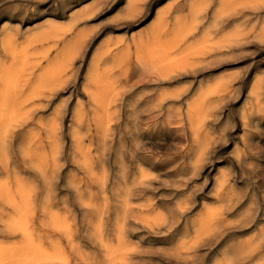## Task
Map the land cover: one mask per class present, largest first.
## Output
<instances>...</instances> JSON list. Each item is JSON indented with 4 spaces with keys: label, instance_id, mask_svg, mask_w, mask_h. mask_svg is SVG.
<instances>
[{
    "label": "rangeland",
    "instance_id": "1",
    "mask_svg": "<svg viewBox=\"0 0 264 264\" xmlns=\"http://www.w3.org/2000/svg\"><path fill=\"white\" fill-rule=\"evenodd\" d=\"M132 1L133 0H126V4L125 3L122 4L119 7V10L117 11L116 7H117L118 0H81V1L80 0H0V55H2V56H0V62H3V63H0V66L3 64L2 69H1V73L4 72L2 74L0 73V84H2V85H0L1 86L0 87V90H1L0 103H2V102L7 103V106H6L7 108H6V110L4 112V116H3L4 119H6L5 121H7V119L8 120L11 119L14 121V122H12L10 120L11 123H9V121H7L8 124L5 122L7 125V127L5 126V133L6 132H8V133H6V135H5V133L2 134L4 136H3V138L0 139V160H1L0 164L3 166L2 167L0 165V186L3 187V188L0 187L3 189L2 192L0 191V194L2 193L0 195V209H1L0 210V217H1L0 218V221H1L0 224L2 223V225L0 226V231H2V233L0 232V238L2 239V240L0 239V244L2 241L5 244V246H4V244H3V246H2V244L0 245V246H2V247H0V253L2 255V256L0 255V264H11V262H12V264H23V263L34 264V262L36 264H40L41 263L40 261H42L43 264H45V262H47L46 264H51L50 262H52V264H61V263L63 264L64 262H65L64 264H68V261H69V264H105V263L108 264V263H111L110 261H112L111 264H114L115 262H116L115 264H121V261H124V262H122L123 264H125L126 261L130 262L128 264H215V263L216 264H227V263L228 264H264V256H263L264 255V240H263L264 237L262 236L264 234V200H263L264 199V108H263L264 107V102H263L264 101V86H263L264 83H263V85L260 84V82H264L263 81V79H264V64H263L264 63V41H263L264 40V38H263L264 37V32H263L264 29L262 31L263 33L261 32L262 24L264 26V15H263L264 14V2H263L264 0H258L260 3L258 1H255V0H249V1L248 0H242V1L241 0H232V1L229 0V1H227L228 3H225V5H223L225 7L223 9L227 13L225 12L226 14H224L223 20H221L220 23L217 24L216 27H214L215 13H216V10L222 8V6H220L221 0H211L210 5H209L207 11L205 12V14L200 16L199 19L197 18V20L199 22L197 20L195 22L194 16L191 15L192 10H190L191 9L190 8L191 7L190 6L191 5L190 0H140L138 2V4L136 5L137 7L133 5ZM142 1H146V2L143 3ZM243 1H245V2H243ZM238 2H239V4H237V6H236L235 3H238ZM91 3H93V4H91ZM136 3H137V1H136ZM168 3H170L171 5ZM88 4H90V5H88ZM229 4H231L230 6L232 9L230 8ZM232 4L233 5L235 4L234 5L235 8H234V6H232ZM242 4H245V5H242ZM84 5H86L87 7H85ZM91 5H93V7L95 6V9ZM132 6H133V8H132ZM138 6L141 9L138 8ZM166 6H168V7H166ZM218 6H220V7L218 8ZM88 7H89V10L87 9ZM226 7H227V10L230 8L232 11L230 9L227 11ZM48 8H49V10H48ZM82 8H84V9H82ZM91 8L94 11H92ZM99 8H101V9H99ZM162 8H163V11H162ZM164 8H165V11H164ZM167 8H169V9H167ZM233 8L236 11H234ZM136 10H137V12H138V10H140L139 14H137ZM141 10H143V11H141ZM167 10H169V11H167ZM213 10H214V12H213ZM82 11H84V12L82 13ZM87 11L88 12L90 11L89 14ZM120 11H122V12H120ZM161 12L167 13L168 16H167V14L164 15ZM117 13H119V14H117ZM133 13L136 17L133 15ZM71 14H73L72 15V17L74 16L73 18H71ZM255 14H257V15H255ZM76 15L78 16V19L74 20L77 18ZM123 15L124 16L126 15L125 17H127V18L125 19V17ZM178 15H179V18L177 17ZM234 15H236V16H234ZM239 15H240V17H239ZM30 16H31V18H30ZM157 16L159 19L157 18ZM190 16L192 17V19ZM247 16H249V17H247ZM111 17H113V18H111ZM130 17L131 18L133 17L132 20ZM121 18H123L124 20ZM80 19H81V21H80ZM173 19H174V21H173ZM211 19H212V21H211ZM242 19H244L245 21ZM24 20H25V22H24ZM107 20L110 23L111 22L112 23L111 24L108 23ZM117 20H119V21H117ZM166 20H167V22H166ZM190 20L193 24H190L191 23ZM157 21L159 23H157ZM162 21H164V22H162ZM178 21H179V23H178ZM183 21H185V24ZM241 21H243V22H241ZM102 22H104V24H101ZM176 22L178 23V25L176 24ZM180 22H181V24H180ZM255 22H256V24H255ZM48 23H49V25H48ZM76 23H77V25H76ZM173 23H175L176 26ZM161 24H162V26H161ZM212 24H213V26H212ZM253 24H255V26ZM7 25H9V27H7ZM54 25H55V28H54ZM180 25H181V27H180ZM186 25H187V28L192 27L193 28L192 31H191V28L186 30L185 29ZM188 25H191V26H188ZM195 25H198V26L195 27ZM18 26H19V28H18ZM58 26H60V27H58ZM98 26H99V29H97ZM157 26L158 27L160 26V28L158 29ZM167 26L169 29L167 28ZM237 26H238V28L240 27V31H238V32H237V30H239V29L237 28ZM154 27H156V29H155L156 31L154 30ZM161 27H164V28H161ZM177 27L178 28L180 27V30ZM235 27H236V30H235ZM250 27H252V28H250ZM61 28H62V31L60 30ZM173 28H175V29H173ZM67 29L68 30L70 29V31H68ZM86 29H89V30L87 31ZM90 29H92V30H90ZM194 29H195V31H194ZM37 30H41V33ZM48 30L49 31L51 30V31L49 32ZM57 30L59 31V33ZM175 30H176V32H174V34H172L171 32L175 31ZM183 30L189 31L191 33H189V32L186 33ZM231 30H232V32L234 31L233 33H234V35L236 34L235 36L238 35L240 38L237 36V39H236V37L231 33ZM245 30H246V32H245ZM55 31H56V33H55ZM85 31H87V33L89 34L88 37H87ZM177 31H179V32H177ZM180 31H183L185 34H183V32H182V35H183L182 36L180 34L181 33ZM204 31H208L206 33L207 35H205ZM226 31H227V34H225ZM11 32H12V34H11ZM38 32L40 34H42V33H44V35L46 34L45 35L46 37H44L45 39L43 38V36L40 37ZM90 32H91V34H90ZM102 32H103V34H102ZM164 32H166V33H164ZM228 32H230V33H228ZM240 32H241L242 36H241ZM244 32L246 35L243 36ZM162 33H164L166 35V37H168L167 35L170 34L168 38L165 37L166 41L168 40L167 43H165L166 41L165 42L161 41L162 40L161 38H164V36H165L164 34L162 35ZM192 33H194V34H192ZM237 33H239V34H237ZM257 33H258V35L255 36ZM131 34H133V35H131ZM146 34H147V36H146ZM153 34L155 36H153ZM176 34L177 35L179 34L178 36H181V38L179 37V39H176L178 37V36H176ZM202 34H204V35L202 36ZM230 34L235 37V38H233L235 40L232 39ZM10 35H12V37ZM150 35H151V37H154L155 40H154V38H151ZM159 35H160V37H158V38H160V40L157 38V36H159ZM161 35H162V37H161ZM171 35H172V37H171ZM212 35H214V36H212ZM224 35H225V37H224ZM227 35H229L230 37L229 36L227 37ZM9 36H10V38H8ZM34 36H35V38H34ZM140 36H141V38H140ZM173 36H176V37H173ZM36 37H37V39H36ZM218 37H220L221 40L223 38L225 39L226 37L230 38L231 40L230 39L229 40L234 42V43H231L232 45L230 43H227L228 42L227 38L225 39L224 42H222L221 40H219ZM28 38H29V41H27ZM122 38H124V39H122ZM156 38H157V40H156ZM165 38H164V40H165ZM203 38H205L204 40L206 42L203 40ZM257 38L259 41L257 40ZM34 39H35V43H34ZM55 39H57V40H55ZM141 39L145 42L142 43L143 41H141ZM151 39H153L155 43H153V41ZM201 39L205 43H203V41H201ZM216 39H218L222 44H226L225 45L226 48L224 47V45L221 44L226 50H223V47H221L219 45L216 46V44L219 43V41H217ZM251 39H252V42L250 41ZM254 39H256V41ZM6 40H7V42H6ZM111 40H113V42ZM117 40L119 43L117 42ZM158 40H159V42L156 43ZM236 40L238 43L241 41H243L244 43L241 42L242 45L237 44V42L235 43ZM245 40H246V43H245ZM114 41H115V44H114ZM149 41H152L151 50L155 51L156 53L151 52L150 48L146 47V46L151 47L150 46L151 42H149ZM180 41H182V42H180ZM212 41L213 42L217 41V42L213 43ZM31 42H32V44H31ZM122 42H123V44H121ZM160 42L163 45L159 44ZM190 42H192V45H189ZM198 42L199 43L202 42V44H200V46H199ZM69 43H71V44H69ZM74 44H76V45H74ZM106 44L107 45L109 44V46H107ZM136 44H137V46H135ZM138 44H140V45L138 46ZM204 44H205V48H204ZM227 44H229L230 46ZM28 45H30V46H28ZM31 45H32V47H31ZM63 45H65V46L63 47ZM141 45L142 46L144 45V47H142L143 49L140 47ZM164 45H166L167 47L169 45V47L168 48L164 47ZM187 45H189L188 47H189V49H191L190 51H189V49H187L188 48ZM195 45L197 46V48L199 50H197ZM209 45H210V48H209ZM235 45L236 46L238 45V46L236 47ZM10 46H11V48H10ZM102 46L104 49L102 48ZM153 46H155V47H153ZM157 46H159V47H157ZM171 46H175V47H172L171 49H169ZM191 46H194V47H191ZM47 47H50L51 50L50 49L48 50ZM71 47H73V49ZM75 47H76V49H75ZM211 47L213 48L211 50L212 52L209 51V49H211ZM217 47H220V49ZM13 48H14V50H13ZM62 48H64V49H62ZM101 48L105 54L103 52L102 53L100 52ZM158 48H160V49H158ZM165 48H166V50H165ZM221 48H222V51H220ZM41 49L45 52H43ZM69 49H70V51H69ZM185 49H187L190 53L195 50L196 51V52L194 51L195 55L193 52L190 54L187 50L186 51H187L188 55H186L187 53H186ZM215 49H218V50H215ZM46 50H48V51H46ZM105 50L107 53L105 52ZM161 50H163L164 53ZM168 50L171 54L168 52ZM183 50L185 51L186 54L184 53ZM146 51L150 52V53H146ZM199 51L203 52L204 54H202ZM31 52H34V53L31 54ZM36 52L38 54H36ZM46 52H48V53H46ZM197 52L199 54H196ZM240 52H241V55H240ZM27 53H28V56H27ZM42 53H43V55H42ZM44 53L48 54V56L44 55ZM96 53L102 54V57L104 55L105 56H104V58H101V56H98L99 54L97 55ZM157 53H159L160 55H163V56H160ZM166 53H169V54H166ZM34 54L36 55L35 57H33ZM121 54L123 57L121 56ZM138 54H141V56ZM153 54H154V56H153ZM179 54H182L184 57L186 55V61H185V58H183V56H181V55L179 56ZM229 54H230V56H229ZM233 54H234V56H233ZM56 55H57V57H56ZM62 55L65 58H63V57L61 58ZM115 55L117 56V58L115 57ZM119 55H120V58H119ZM126 55H128V57ZM168 55H170V56H168ZM176 55H177V57H176ZM197 55H198V57H197ZM220 55L223 59L220 57ZM223 55H225L226 57L228 56V58H226ZM143 56H144V58H142ZM32 57H33V59H32ZM125 57H126V59H125ZM139 57L142 59H140ZM160 57H161V60L164 61L163 63L166 66H164L163 64L162 65L159 64V62L161 61L159 59ZM163 57H165V59ZM170 57H172L171 59H173V57L175 59L177 58L178 60L177 59L172 60L175 62L179 61V60L181 61V59H184L183 60L184 62L182 61V63H184L185 66L183 67V64L181 63L182 64V67H181L180 61L176 63V66H177L176 68L174 65H172V66L169 65V64L174 63V62L170 61L171 60ZM180 57H182V58H180ZM194 57H195V59H194ZM212 57H213V59L210 60V58H212ZM214 57H216L217 59H215ZM224 57H225V59H224ZM24 58H25V60H24ZM60 58H61V61L59 60ZM91 58L94 59L93 64H92ZM95 58H97V59H95ZM155 58L157 61H159L158 63L155 61ZM190 58H191V60H190ZM238 58H240V59H238ZM26 59H28V60H26ZM73 59H74V61H73ZM118 59H119V61H118ZM144 59L147 62H144L143 61ZM167 59H170V60L166 61ZM192 59H194V60H192ZM56 60H58V61H56ZM70 60L73 61V63H71ZM96 60H99V61H96ZM124 60H125V62H124ZM149 60L154 64H151V62L149 63ZM209 60L211 62H209ZM220 60H222L221 63H220ZM67 61H70V62L68 63ZM162 61L160 63H162ZM188 61H189V63H188ZM192 61H194V62H192ZM65 62H67L68 65ZM113 62H115V63L117 62V64H115ZM155 62L159 65H157V64L155 65ZM191 62L193 63V65L191 64ZM186 63H188V64H186ZM60 64H62V65H60ZM186 65H188V66L186 67ZM104 66H105V68L106 67L107 68L106 69L103 68ZM168 66L173 68L172 70H174V71L168 72V70H171L170 67H168ZM190 66H191V68H190ZM62 67L63 68L66 67V68L62 69ZM96 67H97V69L95 70ZM160 67H161V69H162V67L168 68L167 69L168 73L166 74L165 68L163 70H161ZM254 67H256V68H254ZM60 68H61V70H60ZM181 68H182V71H181ZM14 69H16V70H14ZM110 69H111V71H110ZM112 69H114V70H112ZM143 69H145V72ZM178 69H179V71H177ZM80 70H81V72H80ZM140 70H141V72H140ZM211 70H213V71H211ZM101 71H104L105 73L101 72ZM157 71H158V73H157ZM164 71H165V75L163 74ZM235 71L238 75L236 73H234ZM111 72H112V74H111ZM98 73H102V75L106 74L105 75L106 78L104 76H102L101 74H98ZM140 73H141V75H140ZM155 73H157V74L155 75ZM171 73H173V74H171ZM196 73L198 76L196 75ZM213 73H215V74H213ZM232 73H234V74H232ZM3 74L6 75L5 78H4ZM163 75L164 76L169 75L168 76L169 78L167 77V79H166ZM172 75L174 76V78ZM229 75H230V77L233 76L234 79H233V77H231L232 79L227 78L228 81L224 82V80H227L226 77H229ZM260 75H261V78H260ZM47 76H49V77L47 78ZM65 76H66L67 80H66ZM146 76H147V78L145 79ZM257 76H259L258 77L259 79L257 78ZM96 77L97 78L100 77V78L97 79ZM108 77L110 80L108 79ZM111 77H112V80H111ZM26 78H28V79H26ZM99 79L102 82V84L100 81L98 82ZM102 79H104V82H105L104 85H103ZM139 79H141V80H139ZM56 80H58V81H56ZM89 80H92V81L89 82ZM96 80H97V82H96ZM137 80L140 81L141 83L138 82ZM159 80H160V82H159ZM4 81H5V83H4ZM8 81H9V83H8ZM106 81H108V82H106ZM254 81L259 82V83H256ZM60 82H62L61 83L62 85L60 84ZM228 82H229V84H228ZM63 83H64V86H63ZM117 83H119L120 85L119 84L116 85ZM131 83H132V85H131ZM191 83H193V84H191ZM206 83H208V84L206 85ZM252 83H254V84H252ZM40 84H41V86H40ZM184 84H186L188 87ZM209 84H210V88H211L210 90H209ZM224 84L227 85V86L225 85L227 88H225ZM258 84H260V85H258ZM36 85H39L37 88L40 87L39 89H37V91H36ZM59 85H61V86H59ZM115 85H116V87H115ZM198 85H199V87H198ZM12 86L14 88H12ZM104 86H106L105 90L103 89ZM113 86L115 89L112 88L113 91H111L112 90L111 87H113ZM142 86H144V87H142ZM215 86H216V88H215ZM218 86H220V87L218 88ZM8 87L10 90H12V89L15 90V91L12 90L13 93L15 92L14 94L12 93L13 96H15V98L12 97V95H10L11 93H8V92H10V90L7 89ZM19 87H21V89H19ZM250 87L251 88L253 87V88L251 89ZM4 88L6 90V93L4 91ZM34 88H35V90H34ZM97 88H99V89H97ZM178 88L180 91L179 94H178ZM213 88H215L214 90L216 93L222 92L224 94L221 93L218 95V93L217 94L214 93V90H212ZM228 88H230V89H228ZM255 88H257V89L255 90ZM94 89H96V92ZM171 89H173V90H171ZM258 89H259V91H258ZM2 90L4 91L3 95H1ZM98 90H100L99 94H102V95H98ZM145 90H146L147 94L144 92ZM164 90H166V91H164ZM207 90L209 92H207ZM216 90H218V91H216ZM33 91H34V93L35 92L36 93L33 95H30L33 93ZM148 91H150V92H148ZM181 91H182V93H181ZM211 91L213 94L211 93ZM261 91H263V92H261ZM20 92H21V94H20ZM26 92H27V94H26ZM204 92H205V98L203 97ZM86 93H88L90 95H88ZM93 93H96V94H93ZM166 93H167V96H166ZM186 93H188V95ZM257 93H261L260 94L261 96L260 95L258 96ZM28 94H29V96H26ZM117 94H119V95H117ZM120 94H121V96H120ZM138 94H140V95H138ZM171 94L173 96H171ZM177 94L179 96H177ZM210 94H211V96L208 97V99H207V96H209ZM225 94H227V95H225ZM21 95H25V96H21ZM39 95H40V97H39ZM44 95H46V96L50 95V96H48L46 98V96H44ZM87 95H88V97H87ZM107 95H109V97ZM141 95H143V96L141 97ZM149 95H151V96H149ZM157 95H158V97L159 96L160 97L159 98L156 97ZM181 95L184 97H182ZM7 96H8V98H6ZM105 96H106V98H105ZM114 96H116V97L114 98ZM24 97H26V99ZM27 97H30V98H27ZM65 97H66V100H65ZM92 97H94V98L96 97L97 99L95 98L96 99L95 100ZM221 97H223L226 100V102H224V99ZM260 97H261V99H259ZM62 98H64V99H62ZM2 99L6 100V101H4ZM100 99L101 100L103 99V100L101 101ZM115 99H116V101H113ZM201 99L202 100L204 99V100L202 101ZM206 99H207V101H206ZM215 99L218 101V106L215 105V104H217V101ZM8 100H10V102ZM92 100H95V101H92ZM104 100H107V101L104 102ZM132 100H133V104H132ZM137 100H139V103ZM154 100L156 102L158 100V102L154 103L155 102ZM13 101L14 102L16 101V102L14 103ZM22 101H23V103H21ZM82 101H83L84 105H83ZM117 101H118V103H117ZM135 101H136V103H135ZM191 101H192V103H190ZM249 101H251V103ZM12 102H13V104H12ZM60 102H62V103H60ZM88 102L90 103V106H89ZM206 102H208V106H207ZM219 102H220V104H219ZM94 103H96V104H94ZM152 103L154 105L156 104L157 108L154 107V105H152ZM198 103H199V105H198ZM202 103H203V106L201 105ZM222 103H224V104L221 105ZM253 103H254V105H252ZM39 104H43V105L41 106ZM57 104H59V105H57ZM61 104L63 107L61 106ZM196 104H197V106L195 108H198V106L201 105L199 108L203 107V110L201 109V111H200V109H197L198 112H196L197 110H195V108H193L194 111L192 113L190 111H188V110H191L190 107H192V106L194 107ZM10 105H11V108L13 107L14 109L13 108L11 109ZM80 105H81V108H80ZM95 105L97 106V108L96 107L94 108ZM104 105H105V109H103ZM136 105H138V106H136ZM168 105H170L169 106L170 109H168ZM205 105H206V107H205ZM210 105H211V107H210ZM231 105H233V106H231ZM18 106H19V108H18ZM39 106H41V108ZM53 106H54V110L56 111V113L53 110ZM60 106L62 107V109ZM76 106H79V107H76ZM82 106L84 107V109ZM109 106H111L112 108H110ZM254 106H255V108H254ZM31 107H33V108H31ZM208 107L210 109L212 108V110L209 111ZM217 107L219 109H217ZM17 108L21 111L17 110ZM134 108H135V111H137V112L134 111ZM140 108H141V110H140ZM178 108H180V109H178ZM262 108H263V110H262ZM74 109H76V110H74ZM97 109L98 110L100 109L99 112L94 113V112L98 111ZM116 109H117V111H116ZM174 109H177V110H174ZM250 109H252V111ZM257 109L259 111H256ZM7 110H9V114H8ZM103 110H104V112H102ZM114 110L116 112H114ZM158 110L160 111V113L158 112ZM243 110H245V111H243ZM10 111L13 114L18 112V113H20L21 116H22V114H24V116H27V114H28L29 116L27 117V119L26 118L23 119L24 116H22L23 117L22 118L18 113H16L15 115L16 116L18 115V117H16L15 115H13V116H15V117H13L12 113H10ZM105 111H106V113H105ZM140 111H141V113H140ZM175 111H177V112L175 113ZM74 112L76 113V115ZM112 112H114V113H112ZM127 112H129V113H127ZM200 112H202V113H200ZM6 113H7V115H5ZM99 113H101L103 116L100 115ZM131 113H132V115H131ZM169 114L171 115V118H170ZM187 114L188 115L190 114L189 117H191V119L189 117H187L188 116ZM52 115H54V116H52ZM93 115H95V116H93ZM138 115H140V117H141V115H143L144 117L142 116L141 118H139V117L136 118ZM195 115H197L196 117L198 120L196 119ZM7 116H9V117L7 118ZM74 116H76V117H74ZM80 116H81V118L82 117L83 118L81 119ZM108 116L109 117L112 116L113 118L108 119L107 118ZM93 117H97V119L95 118V120L94 119L92 120ZM101 117H103V118L101 119ZM146 117H147V119H146ZM177 117L178 118L180 117V118L178 119ZM192 117H194V120ZM201 117H203L204 119L207 117L208 118L205 120L202 119L203 120L202 121ZM17 118H19V119H17ZM84 118H85V120H84ZM165 118H167V119H165ZM168 118L172 119V120H169ZM174 118H176V119H174ZM16 119H17V121H16ZM45 119H47V120H45ZM76 119H77V122H76ZM128 119H130V120H128ZM18 120H19V122H18ZM23 120H25V121H23ZM51 120H52V122H51ZM87 120H89V121H87ZM107 120H109V121L112 120L111 121L112 123H110L108 121V124H107ZM188 120L189 121L193 120L194 122L193 121L189 122ZM195 120L198 121V123ZM243 120H244V122H243ZM53 121L56 124H52ZM79 121L80 122L82 121V122L80 123ZM95 121L97 122V124L93 123ZM182 121H183V124H182ZM15 122H18L20 126H18V124L16 123L17 124V127H16ZM98 122H99V124H98ZM148 123H150V124H148ZM190 123L193 124V130L191 128L192 124H190ZM242 123H244L245 125ZM76 124H78V125H76ZM87 124L89 125V127ZM168 124L171 126H169ZM194 124L195 125L200 124L201 126L197 125L198 127H196ZM254 124H256V125H254ZM70 125H72V126H70ZM98 125L99 126L105 125L104 126L105 130L103 128V130L101 131L103 126L98 127ZM179 125H180V128H179ZM107 126L109 129H107ZM126 126H128L127 128H129L131 126L130 130L127 129ZM194 126H195V128H194ZM242 126H243V128H242ZM51 128L54 129L52 132L50 131ZM198 128H200V129H198ZM7 130H9V131L11 130V131L9 132ZM77 130H79V131H77ZM223 130L226 132H223ZM104 131H105V133H107V131H109V132L105 135V133L104 134L102 133ZM126 131H127V133L128 132L129 133L127 134ZM193 131H197L198 136L196 135L197 132H193ZM74 132H76V133H74ZM243 132L246 136L244 134H242ZM46 133L50 134L51 136L53 135L51 133H54L55 135H53V136H55L56 138L52 136L53 139L50 140L51 139L50 135H47ZM78 134L79 135L85 134V135L80 136L83 138V139H81L78 136ZM102 134L104 135L103 137H102ZM193 134L195 135V137L196 136L197 137L195 138ZM59 135H60V137H59ZM210 137L214 138V139H210ZM74 138H76V142H75ZM207 138H208V143H206ZM31 139H32V141H34L36 139L34 141L35 144L32 141L29 142V140H31ZM133 139L135 140L134 141L135 143L133 142ZM50 141H51V143H50ZM54 141H56V142H54ZM217 141H219V142H217ZM77 142L81 143V144H79L81 146H78ZM139 142H140V144H139ZM137 143L139 144V146H137ZM65 144H66V146H65ZM206 144H209V145H206ZM27 145H29V146H27ZM87 145H89V146H87ZM210 145H211V147H210ZM23 146L25 147V149H23ZM207 146H209V147L207 148ZM79 147H81L82 151H80L81 149ZM103 147L106 149H104ZM115 147H118V150ZM21 148H22V151L24 153L21 151ZM201 148H203L204 151L201 150ZM75 149H77V150H75ZM102 149H104V150H102ZM236 149L239 151H237ZM26 150H28V151H26ZM200 150H201V153H200ZM34 151H36V152H34ZM28 152L29 153L32 152L31 156H29L30 154H27ZM73 152H75V153H73ZM198 152H199V156H201V157H199L197 155ZM239 152H240V154H239ZM202 153L205 155H202ZM234 153H237L239 155L236 156L237 154H234ZM2 154H4V155L8 154V155H6L7 157H5V156L3 157ZM75 154L77 155V157L74 156ZM120 154H121V157H120ZM93 155H95V156H93ZM86 156L88 158V161H87V158H85ZM202 156H204V158H202ZM2 157H3V159L7 158L6 163H5V160L2 159ZM28 157L30 159H28ZM195 157H197V158L195 159ZM236 157H239L240 159L239 158L236 159ZM53 158H55V159L52 160ZM76 158H77V160H76ZM121 158H122V160H121ZM198 158H200L201 160L203 159V160L201 161ZM238 159H239V161H238ZM2 160L4 161V165H3ZM92 160H93L94 165L93 164L91 165ZM78 161H79V164H78ZM90 161H91V163H90ZM103 161H104V163H103ZM119 161L122 163L124 162L123 163L124 165L121 164ZM199 161H201L202 164ZM117 162H119V163H117ZM190 162L192 163V165L193 164L194 165L192 166ZM40 163H41V165H40ZM138 164H140V165L138 166ZM248 164H249V166H248ZM39 165H40V167H39ZM46 166H48V169ZM82 166H84V167L82 168ZM121 166L125 167V168L122 167V171H121ZM52 167H56V168H52ZM140 167H141L142 171H141ZM153 167H157V168H153ZM5 168H7V169L5 170ZM100 168H102V169L100 170ZM194 168H196V170ZM93 169H95L97 171H95ZM221 169H223L224 171L226 169L227 172L226 171L225 172L227 175H225V172ZM82 170H84V171H82ZM145 170H146V172H148L147 174H146V172H144ZM101 171H103L102 174H101ZM124 171H125V174H124ZM195 171H197V172H195ZM14 172L17 173V176L19 178V181L17 180L18 182L16 181V178H15L16 174ZM138 172H140L141 175ZM142 172H143V174H142ZM53 173H55L54 176H53ZM91 173L93 175H91ZM99 173L101 175H99ZM105 173H106L107 177H105L106 176ZM144 173L146 175L149 174V178L146 177V175H145L146 178H144L143 177ZM150 173H152V175L155 174L154 178H151L153 176H151ZM195 173H197V174H195ZM220 173H221V175H220ZM114 174L116 176H114ZM135 174H137V175H135ZM223 174H224V176H227V177H225L226 179L223 178L224 177V176H222ZM139 175L141 176L140 178H139ZM160 175H161V177H160ZM80 176H81V178H80ZM89 176H92V177L90 178ZM218 176L219 177L221 176L222 179L221 178L218 179L217 178ZM101 177L102 178L105 177V178L100 180ZM136 177H138L139 180H138V178L135 179ZM215 177H216V179H215ZM47 178L50 180H52V179L53 180L51 182H49ZM109 178H110V180H109ZM141 178H144L146 180H144V179L142 180ZM44 179H46V181ZM217 179L219 182L217 181ZM8 180H9V182H8ZM67 180L70 181V184L67 183L68 182ZM126 180L127 181L129 180V181L127 182ZM221 180H223V181H221ZM97 181L101 184V186L103 185L102 188H101L100 184H97L98 183ZM106 181H107V183H106V185H104V183ZM134 181L135 182L137 181V185L135 184ZM143 182H144V184H142ZM15 183L17 185H15ZM32 183H33V185H32ZM47 183L52 184V185H48ZM72 183H73V185H72L73 188L71 186ZM220 183H222V184H220ZM140 184L144 185V186L142 187ZM183 184H185V185H183ZM7 185H9L10 188ZM28 185H30L29 188H28ZM77 185H78V188H77ZM128 185H129V188H128ZM49 186H50V188H49ZM121 186H122V188H121ZM74 187H76V188H74ZM119 187H120V189H119ZM167 187H169V188H167ZM7 188H8V190H7ZM27 188H28V190H27ZM76 189L77 190L79 189V190L77 191ZM88 189L90 191H92V193ZM126 189H127V192L129 191L128 194H126L127 193L125 191ZM132 189H134V190H132ZM9 190H10V194L8 192ZM11 190L13 191V196H12ZM21 190H23V191H21ZM31 190L33 192L34 191L35 192L34 193L32 192L30 194ZM3 191H5V193H3ZM113 191H115L117 193H115ZM118 191L120 192L119 194H118ZM111 192H113V193H111ZM143 192H144V194H143ZM189 192H191V193H189ZM88 193H90V194H88ZM188 193H189V195H188ZM22 194L25 196H22ZM3 195H4V198H3ZM91 195H93V196H91ZM102 195H104V196H102ZM87 196H89V197H87ZM127 196L129 199L127 198ZM132 196H134V197H132ZM231 196H234V197L230 198ZM6 197H8V199ZM22 197L23 198L26 197V199L25 198L22 199ZM79 197H80V199H79ZM106 197H107V199H106ZM215 197H216V199H215ZM82 198H84V199H82ZM19 199H21V200H19ZM103 199H104V201H103ZM5 200H7V201L9 200V201L7 202ZM23 200H25V201H23ZM30 200L31 201L34 200V201H32L33 203ZM49 200H50V202H49ZM84 200H85V202H84ZM125 200L126 201L128 200V201L125 202ZM243 200H244V202H243ZM4 201L7 202V205ZM19 201L21 202V204H19L20 203ZM107 201H109V202H107ZM27 202H28V205L26 206ZM90 202H92L93 204H91ZM112 202H114V203H112ZM122 202H123V206H121ZM13 203H15V207H14V205L12 207ZM81 203L84 206L89 204V206L83 207V205ZM95 203L97 206H98V203L100 204L99 205L100 207L98 206L100 209L96 205H95V208H93L94 207L93 205ZM104 203L106 204L107 208L105 207ZM132 203H134L133 205H135V206H133ZM135 203H137L138 206ZM180 203L182 206L180 205ZM222 203H224V204H222ZM22 204H25V207ZM202 204L203 205L205 204V205L203 206ZM126 205H127V208H126ZM18 206L19 207L23 206V210L22 209L19 210L20 208ZM114 206L116 208L118 207L117 210H116V208H114ZM144 206H145V208H144ZM65 207H67V208H65ZM81 207H83V208H81ZM217 207H218V210H220V211H222L223 209L224 210L220 213L219 211L216 210ZM219 207H221V209ZM222 207H223V209H222ZM96 208H98L99 211H101V210L102 211L99 212V211H97ZM182 208H184V209H182ZM5 209L7 212L3 211ZM121 209H122V211H121ZM124 209L126 211L128 209L127 213H126V211L123 212ZM177 209H178V211H176ZM14 210L17 214H15ZM179 210H181V211H179ZM248 210H250V211H248ZM19 211H21L20 214H18ZM30 211H33V213L35 215ZM48 211L51 213L52 216L49 214ZM161 211L163 212V215L161 214ZM156 212L160 213L161 217L159 215H154V213L156 214ZM121 213L123 214L122 216L120 215ZM218 213H220V214H218ZM8 214H10L12 216V218ZM24 214H26V215L28 214L29 216L25 215V217H24ZM64 214H65V216H64ZM73 214H74V216H73ZM142 214H144V215H142ZM145 214L147 215L146 219L149 216H151V218L149 217V219H147V220H149L148 222L144 218ZM152 214L155 217L157 216L160 219L162 218L161 222H160L159 218L155 219V217H153ZM216 214H218V215H216ZM100 215H102L103 217H100ZM164 215H165V220L167 219L166 221L164 220ZM215 216H217V217H215ZM15 217H16V219H15ZM17 217H19L20 219H18ZM52 217H54L55 219ZM58 217H59V219H58ZM121 217L122 218L126 217L127 219L126 218L122 219ZM205 217H209V218L206 219ZM7 218H8V221H7L8 224H10L14 221L13 224H15L17 222L15 224L16 226L11 224L14 227H12V226L8 227V224L5 221V219L7 220ZM23 218H25L24 219L25 222L21 221V220H23ZM28 218L30 219V222H29V223H31L30 226H29V223L26 224V222H28V220H29ZM61 218L63 219L62 221H61ZM75 218H76V221H75ZM98 218L100 220H98ZM204 218L208 224L204 220L203 221L205 223L202 222V219H204ZM212 218H214V219H212ZM11 219L13 221H11ZM101 219H102V221H101ZM158 219H159V221H156ZM54 220L57 222V224ZM89 220H90V222H88ZM115 220H117V221H115ZM140 220H142V221H140ZM199 220H201V221H199ZM236 220L239 222H237ZM20 221H21V223H20ZM49 221L51 223L54 222L55 227H53L54 226L53 224L48 225ZM68 221H71V224H70L71 227L70 228L68 227V226H70L69 225L70 222H68ZM99 221L102 222L99 224L102 227H100L98 224L96 225V223H99ZM112 221H114V222H112ZM164 221H165V223H163ZM45 222L47 223V225ZM116 222L117 223L120 222V224L118 225ZM158 222L160 223L159 225H158ZM199 222H201V223H199ZM212 222H213V224H212ZM61 223H63V225H61ZM140 223L142 224V226ZM155 223L159 227H157V225H155L156 226L155 227L154 226ZM203 223H204V226L206 225L205 226L206 229L203 228L204 230L200 229V226L201 225L203 226ZM236 223H240V224L236 225ZM5 224H7V226H5ZM121 224L123 227L122 226L120 227ZM91 225H95V227L96 226L97 227L95 228L94 226H91ZM127 225H128V227H127ZM148 225H149V227H148ZM26 226H27V228H26ZM34 226H35V228H33ZM115 226H117V228ZM202 226H201V228H202ZM18 227H20L21 229H19ZM60 227H62V228H60ZM198 227H199V229H198ZM5 228H6L5 232L7 234L4 232ZM13 228L15 230L18 229L17 233H15V230ZM29 228L32 229L33 232ZM94 228H95V231H92V229L94 230ZM208 228H209V230L206 231ZM210 228H212L211 230L214 232H212L210 230ZM22 229H25V231H23ZM60 229H63V231L66 230V232L65 233L61 232L62 230H60ZM89 229L91 230L92 233L88 232V231H90ZM101 229L103 230V232H101L102 231ZM117 229L118 230L120 229V230L117 231ZM122 229H124V230H122ZM172 229H173V231H172ZM11 230H13L12 231L13 236L11 234ZM41 230H42V233H41ZM200 230H202V231H200ZM30 231L32 233H30ZM234 231H236V233H234ZM21 232L23 234H21ZM26 232H28V233H26ZM99 232H101V233L99 234ZM116 232H118V233H116ZM124 232H126V233H124ZM205 232L206 233L208 232V234L204 236ZM113 233H116L117 235L113 234ZM194 233H196V234H194ZM200 233L202 234L201 235L202 237L199 236ZM24 234L25 235L27 234V235L25 236ZM41 234H43V235H41ZM122 234H124L125 237ZM209 234H211V235H209ZM32 235H33V237H32ZM36 235H38V237ZM66 235L69 236L68 239H67ZM91 235H93V237ZM99 235H101V236L99 237ZM118 235H119V238H118ZM135 235H136V237H135ZM20 236L22 239H24V238L28 239L29 238V240H25V239L22 240L20 238ZM23 236H24V238H23ZM106 236H107V238L105 239ZM94 237L95 238L97 237V239H95ZM198 237L201 238V241H198V239H199ZM248 237H250V238H248ZM71 238L73 239L72 240L73 244H71V242L67 243L68 241H71ZM101 238H103V242L106 243L107 245H104L103 243H101L102 242ZM120 238L123 241V243L121 240H119ZM247 238L249 239L248 241L246 240ZM81 239H82V241H81ZM181 239H182V241H181ZM251 239H253V240L251 241ZM39 240H40V242H39ZM51 240H52V242H51ZM98 240L99 241L101 240V241L99 242ZM245 240H246V242H245ZM13 241H15V242H13ZM32 241L34 243V246L31 244ZM36 241H38V243L35 245ZM41 241H42V243H41ZM107 241H108L109 245L111 244L110 246L108 245ZM118 241H119V243L122 244V247L120 246L121 244H119ZM124 241L126 242V244H124L125 243ZM256 241H257V243H256ZM258 241L260 243H258ZM8 242H9V244H8ZM76 242H77V244H76ZM111 242H113V243H111ZM40 243H41V245H39ZM100 243L103 245H101ZM116 243L119 245L117 246ZM197 243H199V244L197 245ZM251 243H252V246L250 245ZM15 244H17V245H15ZM30 244L32 245L31 247H29ZM27 245H28V247H27ZM74 245H76V246H74ZM192 245H193V247H192ZM255 245L257 246V248ZM36 246L38 247V250L34 249V248H37ZM42 246L45 247V250H47L49 252L51 251L50 252L51 254L49 253L50 254L49 255L47 253V251H45ZM57 246H58V248L59 247L60 248L58 249ZM112 246H115V247L112 248ZM128 246H130V247H128ZM132 246L137 250H133L134 248H132ZM3 247H6L4 250H6L7 247H10V248H8V252H10V251H12V252L7 253V250H6V252L4 253ZM120 247H121V249H119ZM148 247H149V249H148ZM251 247H253V248H251ZM30 248H32L33 251H31ZM39 248H41L44 251L43 252L40 251ZM56 248L59 250L60 253L59 252L57 253ZM80 248H81V250H80ZM9 249H11V250H9ZM117 249H119V250H117ZM129 249H131V253H130ZM147 249H148V251H147ZM244 249H246V250H244ZM253 249H255L257 251L254 250L255 251L254 252ZM54 250L56 251L57 254L56 253L54 254V252H55ZM84 250H85V252L87 251L88 253L87 252L85 253ZM106 250H108V252ZM250 250H252V251H250ZM26 251H28V252L26 253ZM38 251H40V252H38ZM52 251H53V253H52ZM113 251H115L116 253ZM117 251L120 254L117 255V253H118ZM173 251H175V252H173ZM247 251H248V253H247ZM41 252L43 253V255H39ZM65 252H67V253H65ZM245 252L248 255H246ZM251 252H253V253H251ZM12 253H14L13 254L14 256L11 257ZM16 253L18 255H16ZM25 253L28 255V257L26 256ZM36 253H38V255H36ZM111 253L115 254L117 257L115 255H112ZM193 253H195V254H193ZM9 254H10V256H9ZM30 254H31V257H33V256L34 257L31 258L29 256ZM52 254H54V255H52ZM60 254L63 257H61ZM87 254H88V256H87ZM110 254L112 256L109 257ZM177 254H179V256ZM44 255L45 256L47 255V256L45 257ZM55 255H56V258H55ZM107 255H108V258H107ZM196 255H198V256H196ZM227 255L229 257L231 256L230 259L227 257ZM236 255L238 256V258ZM52 256L54 257V259L52 258ZM113 256H114V258L112 259ZM180 256H181V258H180ZM21 257L24 258V259L22 258L24 262L22 261V259L19 261V259ZM39 257L40 258L43 257L42 260H40ZM82 257H84V258H82ZM190 257L192 259H190ZM3 258H6V259H3ZM35 258L38 260L39 263L36 262L37 260H35ZM44 258H46L47 260ZM109 258H110V260H109ZM195 258H196V260H195ZM261 258H263L262 259L263 261L261 260ZM2 259L5 261H2ZM232 259H234V261ZM49 260H50V262H49ZM132 260H135V262ZM214 260H216V262H214ZM230 260H231V262H230ZM259 260H260V262L256 263ZM28 261H29V263H27ZM59 262H61V263H59ZM87 262H89V263H87ZM127 262H126V264H127Z\"/></svg>",
    "mask_w": 264,
    "mask_h": 264
},
{
    "label": "bare ground",
    "instance_id": "2",
    "mask_svg": "<svg viewBox=\"0 0 264 264\" xmlns=\"http://www.w3.org/2000/svg\"><path fill=\"white\" fill-rule=\"evenodd\" d=\"M80 1H81V0H80ZM136 1H137V3H136ZM139 1H140V0H133V1H132V2H133V5L136 6V5L138 4ZM190 1H191V5H190V6H191V7H190L191 9H190V10H192V14H191V15L194 16V19H195V22H196L197 18L199 19L200 16H202L203 14H205V12L207 11V9H208V7H209V5H210L211 0H190ZM227 1H229V0H221V2H220L221 5H220V6H222V8L216 10V13H215V21H214V23H215V24H214V27H216L217 24H219L220 21L223 20L224 14L227 13V12L223 9V8H225L223 5H225V3H228ZM231 1H232V0H231ZM241 1H242V0H241ZM248 1H249V0H248ZM248 1H247V2H248ZM255 1H258V0H255ZM142 2L144 3V2H146V1H142ZM213 2H214V1H213ZM233 2H234V1H233ZM243 2H245V1H243ZM258 2H259V1H258ZM263 2H264V1H263ZM154 3H155V2H154ZM220 3H219V4H220ZM251 3H252V2H251ZM259 3H260V2H259ZM91 4H93V3H91ZM125 4H126V3H125ZM168 4H170V3H168ZM168 4H167V5H168ZM235 4H236V6H237V4H239V2H238V3H235ZM235 4H234V5H235ZM249 4H250V3H249ZM46 5H47V4H46ZM88 5H90V4H88ZM170 5H171V4H170ZM230 5H231V4H229V6H230ZM234 5L232 4V6H234ZM242 5H245V4H242ZM255 5H256V4H255ZM84 6L87 7L86 5H84ZM91 6L93 7V5H91ZM91 6H90V7H91ZM124 6H125V5H124ZM220 6H218V8H219ZM99 7H100V6H99ZM136 7H137V6H136ZM136 7H135V8H136ZM166 7H168V6H166ZM166 7H165V8H166ZM239 7H240V6H239ZM252 7H253V6H252ZM40 8H41V7H40ZM51 8H52V7H51ZM93 8L95 9V6H94ZM101 8H102V7H101ZM101 8H99V9H101ZM132 8H133V6H132ZM138 8H140V7L138 6ZM165 8H164V11H165ZM171 8H172V7H171ZM216 8H217V7H216ZM230 8H231V6H230ZM230 8H229V9H230ZM234 8H235V6H234ZM234 8H233V10H234ZM241 8H242V7H241ZM250 8H251V7H250ZM82 9H84V8H82ZM82 9H81V10H82ZM87 9L89 10V7H88ZM91 9H92V8H91ZM129 9H130V8H129ZM140 9H141V8H140ZM142 9H143V8H142ZM167 9H169V8H167ZM229 9H228V10H229ZM231 9H232V8H231ZM231 9H230V10H231ZM41 10H42V9H41ZM48 10H49V8H48ZM48 10H47V11H48ZM57 10H58V9H57ZM57 10H56V11H57ZM226 10H227V7H226ZM228 10H227V11H228ZM92 11H94V10L92 9ZM132 11H133V10H132ZM134 11H135V10H134ZM141 11H143V10H141ZM162 11H163V8H162ZM167 11H169V10H167ZM231 11H232V10H231ZM234 11H236V10H234ZM234 11H233V12H234ZM75 12H76V11H75ZM83 12H84V11H82V13H83ZM87 12H88V11H87ZM89 12H90V11H89ZM89 12H88V14H89ZM108 12H109V11H108ZM120 12H122V11H120ZM120 12H119V13H120ZM136 12H137V10H136ZM139 12H140V10H138L137 14H139ZM159 12H160V11H159ZM175 12H176V11H175ZM213 12H214V10H213ZM225 12H226V13H225ZM259 12H260V11H259ZM55 13H56V12H55ZM76 13H77V12H76ZM76 13H75V14H76ZM98 13H99V12H98ZM119 13H117V14H119ZM134 13H135V12H134ZM134 13H133V15H134ZM161 13L164 14V15L167 14V13H163V12H161ZM161 13H160V14H161ZM229 13H230V12H229ZM229 13H228V14H229ZM77 14H78V13H77ZM117 14H116V15H117ZM127 14H128V13H127ZM158 14H159V13H158ZM234 14H235V13H234ZM238 14H239V13H238ZM72 15H73V14H71V18L74 17V16L72 17ZM78 15H79V14H78ZM81 15H82V14H81ZM120 15H121V14H120ZM241 15H242V14H241ZM255 15H257V14H255ZM263 15H264V14H263ZM69 16H70V15H69ZM82 16H83V15H82ZM84 16H85V15H84ZM89 16H90V15H89ZM89 16H88V17H89ZM123 16H124V15H123ZM125 16H126V15H125ZM125 16H124V17H125ZM134 16H135V15H134ZM158 16H159V15H158ZM158 16H157V18H158ZM167 16H168V14H167ZM213 16H214V15H213ZM227 16H228V15H227ZM234 16H236V15H234ZM76 17H77V18L74 19V20H77V19H78V16H77V15H76ZM92 17H93V16H92ZM115 17H116V16H115ZM119 17H120V16H119ZM135 17H136V16H135ZM147 17H148V16H147ZM177 17L179 18V15H178ZM190 17H191V16H190ZM239 17H240V15H239ZM247 17H249V16H247ZM30 18H31V16H30ZM80 18H81V17H80ZM89 18H90V17H89ZM111 18H113V17H111ZM126 18H127V17H125V19H126ZM130 18H131V17H130ZM132 18H133V17H132ZM132 18H131V20H132ZM178 18H177V19H178ZM121 19H123V18H121ZM158 19H159V18H158ZM174 19H175V18H174ZM174 19H173V21H174ZM191 19H192V17H191ZM71 20H72V19H71ZM88 20H89V19H88ZM109 20H110V19H109ZM123 20H124V19H123ZM162 20H163V19H162ZM178 20H179V19H178ZM242 20H244V19H242ZM246 20H247V19H246ZM250 20H251V19H250ZM48 21H49V20H48ZM48 21H47V22H48ZM80 21H81V19H80ZM107 21H108V20H107ZM117 21H119V20H117ZM144 21H145V20H144ZM197 21H198V20H197ZM211 21H212V19H211ZM244 21H245V20H244ZM24 22H25V20H24ZM49 22H50V21H49ZM83 22H84V21H83ZM121 22H122V21H121ZM155 22H156V21H155ZM162 22H164V21H162ZM166 22H167V20H166ZM183 22H184V24H185V21H183ZM190 22H191V20H190ZM198 22H199V21H198ZM236 22H237V21H236ZM241 22H243V21H241ZM53 23H54V22H53ZM67 23H68V22H67ZM108 23H110V22L108 21ZM111 23H112V22H111ZM111 23H110V24H111ZM157 23H159V22L157 21ZM178 23H179V21H178ZM178 23L176 22L177 25H178ZM5 24H6V23H5ZM58 24H59V23H58ZM64 24H65V23H64ZM73 24H74V23H73ZM78 24H79V23H78ZM80 24H81V23H80ZM101 24H104V22H102ZM153 24H154V23H153ZM163 24H164V23H163ZM173 24L175 25V23H173ZM180 24H181V22H180ZM188 24H189V23H188ZM190 24H193V23L191 22ZM255 24H256V22H255ZM255 24H253V25L255 26ZM3 25H4V24H3ZM43 25H44V24H43ZM48 25H49V23H48ZM48 25H47V26H48ZM76 25H77V23H76ZM99 25H100V24H99ZM62 26H63V25H62ZM161 26H162V24H161ZM175 26H176V25H175ZM182 26H183V25H182ZM188 26H191V25H188ZM196 26H198V25H195V27H196ZM212 26H213V24H212ZM222 26H223V25H222ZM239 26H240V25H239ZM7 27H9V25H7ZM12 27H13V26H12ZM48 27H49V26H48ZM50 27H51V26H50ZM58 27H60V26H58ZM92 27H93V26H92ZM95 27H96V26H95ZM117 27H118V26H117ZM157 27H158V26H157ZM164 27H165V26H164ZM164 27H161V28H164ZM180 27H181V25H180ZM180 27H179V28L177 27V28L180 30ZM263 27H264V26H263V24H262L261 32H262L263 29H264ZM1 28H2V27H1ZM14 28H15V27H14ZM16 28H17V27H16ZM18 28H19V26H18ZM52 28H53V27H52ZM54 28H55V25H54ZM62 28H63V27H62ZM62 28L60 29L61 31H62ZM87 28H88V27H87ZM159 28H160V26L158 27V29H159ZM167 28H168V26H167ZM167 28H166V29H167ZM184 28H185V27H184ZM190 28H191V31H192L193 28H192V27H188V28H187V25H186V28H185V29L188 30V29H190ZM212 28H213V27H212ZM237 28H238V26H237ZM250 28H252V27H250ZM28 29H29V28H28ZM34 29H35V28H34ZM63 29H64V28H63ZM97 29H99V26H98ZM155 29H156V27H154V30H155ZM168 29H169V28H168ZM168 29H167V30H168ZM173 29H175V28H173ZM173 29H172V30H173ZM238 29H239V30H237V32L240 31V27H239ZM245 29H246V28H245ZM248 29H249V28H248ZM12 30H13V29H12ZM53 30H54V29H53ZM67 30H68V29H67ZM86 30L88 31L89 29H86ZM90 30H92V29H90ZM160 30H161V29H160ZM162 30H163V29H162ZM167 30H166V31H167ZM235 30H236V27H235ZM242 30H243V29H242ZM251 30H252V29H251ZM251 30H250V31H251ZM8 31H9V30H8ZM37 31H39V32L41 33V30H37ZM48 31H49V30H48ZM50 31H51V30H50ZM50 31H49V32H50ZM57 31H58V30H57ZM68 31H70V29H69ZM87 31H85V33H86V35H87V37H88L89 34L87 33ZM155 31H156V30H155ZM158 31H159V30H158ZM183 31H185V30H183ZM183 31H180V32H181V33H180L181 35H182V32H183ZM194 31H195V29H194ZM194 31H193V32H194ZM227 31H228V30H227ZM227 31H226V33H225V32H224V33L227 34ZM39 32H38V33H39ZM44 32H45V31H44ZM80 32H81V31H80ZM174 32H176V30H175V31H172L171 33L174 34ZM177 32H179V31H177ZM185 32L188 33L189 31H185ZM204 32H205V35H207L206 33H207L208 31H204ZM204 32H203V33H204ZM233 32H234V31H233ZM233 32H232V30H231V33L234 35ZM235 32H236V31H235ZM241 32H242V31H241ZM241 32H240V34H241ZM245 32H246V30H245ZM245 32H244L243 36L246 35ZM247 32H248V31H247ZM263 32H264V31H263ZM263 32H262V33H263ZM9 33H10V32H9ZM33 33H34V32H33ZM40 33H39V36H40V37H42V36H43V38L46 37V36H45L46 34L44 35V33H42V34H40ZM55 33H56V31H55ZM58 33H59V31H58ZM58 33H57V34H58ZM164 33H166V32H164ZM164 33H162V35H163ZM189 33H191V32H189ZM218 33H219V32H218ZM228 33H230V32H228ZM242 33H243V32H242ZM258 33H259V32H258ZM258 33H257L255 36H257ZM11 34H12V32H11ZM90 34H91V32H90ZM102 34H103V32H102ZM183 34H185V33L183 32ZM192 34H194V33H192ZM237 34H239V33H237ZM7 35H8V34H7ZM25 35H26V34H25ZM63 35H64V34H63ZM86 35H85V36H86ZM131 35H133V34H131ZM157 35H158V34H157ZM162 35H161V37H162ZM164 35H165V34H164ZM169 35H170V34H169ZM169 35H167V36L169 37ZM178 35H179V34H178ZM178 35L176 34V36H178ZM203 35H204V34H202V36H203ZM216 35H217V34H216ZM216 35H215V36H216ZM230 35H231V34H230ZM235 35H236V34H235ZM235 35H234V36H235ZM10 36L12 37V35H10ZM10 36H9L8 38H10ZM15 36H16V35H15ZM18 36H19V35H18ZM47 36H48V35H47ZM54 36H55V35H54ZM116 36H117V35H116ZM142 36H143V35H142ZM146 36H147V34H146ZM153 36H155V35L153 34ZM176 36H173V37H176ZM182 36H183V35H182ZM212 36H214V35H212ZM212 36H211V37H212ZM228 36H229V35H227V37H228ZM234 36L231 35L232 39L235 38V37H236V39H237V36H238V35L235 36V37H234ZM241 36H242V34H241ZM253 36H254V35H253ZM260 36H261V35H260ZM4 37H5V36H4ZM37 37H38V36H37ZM37 37H36V39H37ZM133 37H134V36H133ZM143 37H144V36H143ZM150 37H151V35H150ZM158 37H160V35L157 36V38H158ZM165 37H166V35L164 36V38H165ZM168 37H166V38H168ZM171 37H172V35H171ZM179 37L181 38V36H178L176 39H179ZM186 37H187V36H186ZM206 37H207V36H206ZM222 37H223V36H222ZM224 37H225V35H224ZM227 37H226V38H227ZM229 37H230V36H229ZM238 37H239V36H238ZM16 38H17V37H16ZM34 38H35V36H34ZM57 38H58V37H57ZM118 38H119V37H118ZM120 38H121V37H120ZM140 38H141V36H140ZM148 38H149V37H148ZM151 38H154V37H151ZM157 38H156V40H157ZM164 38H161V39H162V40H161L162 42H165V41H166V38H165V40H164ZM201 38H202V37H201ZM212 38H213V37H212ZM218 38H219V40H221L220 37H218ZM226 38H225V39H226ZM239 38H240V37H239ZM263 38H264V37H263ZM263 38H262V39H263ZM44 39H45V38H44ZM46 39H47V38H46ZM53 39H54V38H53ZM79 39H80V38H79ZM122 39H124V38H122ZM158 39L160 40V38H158ZM170 39H171V38H170ZM204 39H205V38H203V40H204ZM206 39H207V38H206ZM223 39H224V38H223ZM223 39L221 40L222 42L225 41V39H224V40H223ZM229 39H230V38H227V40H228L227 43H230V44H231V43H234V42L230 41L231 39H230V40H229ZM42 40H43V39H42ZM55 40H57V39H55ZM98 40H99V39H98ZM119 40H120V39H119ZM133 40H134V39H133ZM146 40H147V39H146ZM151 40L153 41V43H155V42H154L155 38H154V40H153V39H151ZM159 40H158L156 43H158ZM163 40H164V41H163ZM182 40H183V39H182ZM198 40H199V39H198ZM203 40L201 39V41H203ZM207 40H208V39H207ZM216 40L219 41L218 39H216ZM233 40H235V39H233ZM241 40H242V39H241ZM254 40L256 41V39H254ZM257 40H258V38H257ZM2 41H3V40H2ZM27 41H29V38H28ZM70 41H71V40H70ZM78 41H79V40H78ZM111 41L113 42V40H111ZM123 41H124V40H123ZM138 41H139V40H138ZM141 41H143V40L141 39ZM152 41H149V42H151V43H150V46H151V47L146 46V45H145V46L148 47V48H150V51H151V52H155V51H152V50H151V48H152ZM167 41H168V40H167ZM167 41H166L165 43H167ZM199 41H200V40H199ZM204 41H205V40H204ZM204 41H203V43L206 42V41H205V42H204ZM217 41H215V42L212 41V42H213V43H216ZM250 41L252 42V39H251ZM258 41H259V40H258ZM263 41H264V40H263ZM6 42H7V40H6ZM6 42H5V43H6ZM24 42H25V41H24ZM36 42H37V41H36ZM117 42H118V40H117ZM120 42H121V41H120ZM144 42H145V41H143L142 43H144ZM146 42H147V41H146ZM177 42H178V41H177ZM177 42H176V43H177ZM180 42H182V41H180ZM195 42H196V41H195ZM212 42H211V43H212ZM236 42H237V40L235 41V43H236ZM241 42H243V41H241ZM241 42H239V43L237 42V44H241ZM14 43H15V42H14ZM34 43H35V39H34ZM79 43H80V42H79ZM118 43H119V42H118ZM138 43H139V42H138ZM147 43H148V42H147ZM178 43H179V42H178ZM198 43H199V42H198ZM198 43H197V44H198ZM207 43H208V42H207ZM213 43H212V44H213ZM219 43H220V44H219ZM219 43L216 44V46L219 45V46L223 47L222 45H224V47H225V45H226V44H222L220 41H219ZM243 43H244V42H243ZM245 43H246V40H245ZM10 44H11V43H10ZM31 44H32V42H31ZM54 44H55V43H54ZM69 44H71V43H69ZM102 44H103V43H102ZM102 44H101V45H102ZM114 44H115V41H114ZM121 44H123V42H122ZM140 44H141V43H140ZM140 44H138V46H139ZM159 44H162V43L160 42ZM197 44H196V45H197ZM200 44H202V42H200L198 45L200 46ZM221 44H222V45H221ZM247 44H248V43H247ZM251 44H252V43H251ZM254 44H255V43H254ZM12 45H13V44H12ZM24 45H25V44H24ZM56 45H57V44H56ZM74 45H76V44H74ZM84 45H85V44H84ZM103 45H104V44H103ZM106 45H107V44H106ZM153 45H154V44H153ZM155 45H156V44H155ZM157 45H158V44H157ZM162 45H163V44H162ZM189 45H192V42H190ZM189 45H187V47H188ZM193 45H194V44H193ZM196 45H195V46H196ZM227 45H229V44H227ZM231 45H232V44H231ZM233 45H234V44H233ZM241 45H242V44H241ZM28 46H30V45H28ZM50 46H51V45H50ZM64 46H65V45H63V47H64ZM72 46H73V45H72ZM77 46H78V45H77ZM91 46H92V45H91ZM107 46H109V44H108ZM107 46H106V47H107ZM135 46H137V44H136ZM135 46H134V47H135ZM179 46H180V45H179ZM202 46H203V45H202ZM211 46H212V45H211ZM216 46H215V47H216ZM229 46H230V45H229ZM235 46H236V45H235ZM237 46H238V45H237ZM237 46H236V47H237ZM6 47H7V46H6ZM31 47H32V45H31ZM52 47H53V46H52ZM81 47H82V46H81ZM110 47H111V46H110ZM140 47L142 48V47H144V45H143V46L141 45ZM153 47H155V46H153ZM157 47H159V46H157ZM157 47H156V48H157ZM164 47H167V46L164 45ZM168 47H169V45H168ZM168 47H167V48H168ZM172 47H175V46H171L169 49H171ZM191 47H194V46H191ZM191 47H190V48H191ZM206 47H207V46H206ZM215 47H214V48H215ZM224 47H223V50H226V49H225L226 47H225V48H224ZM260 47H261V46H260ZM10 48H11V46H10ZM47 48H48V50H49V49L51 50L50 47H47ZM47 48H46V49H47ZM71 48L73 49V47H71ZM102 48H103V46H102ZM102 48H101V50H102ZM108 48H109V47H108ZM113 48H114V47H113ZM116 48H117V47H116ZM137 48H138V47H137ZM141 48H140V49H141ZM176 48H177V47H176ZM185 48H186V47H185ZM196 48H197V46H196ZM204 48H205V44H204ZM209 48H210V45H209ZM217 48L220 49V47H217ZM229 48H230V47H229ZM231 48H232V47H231ZM250 48H251V47H250ZM44 49H45V48H44ZM62 49H64V48H62ZM72 49H71V50H72ZM75 49H76V47H75ZM103 49H104V48H103ZM111 49H112V48H111ZM127 49H128V48H127ZM142 49H143V48H142ZM158 49H160V48H158ZM173 49H174V48H173ZM182 49H183V48H182ZM187 49H189V47H188ZM187 49H185V51H186ZM201 49H202V48H201ZM212 49H213V48L211 47V49H209V51H211ZM13 50H14V48H13ZM25 50H26V49H25ZM38 50H39V49H38ZM41 50H42V49H41ZM48 50H46V51H48ZM60 50H61V49H60ZM101 50H100V52L102 53L103 50H102V51H101ZM112 50H113V49H112ZM120 50H121V49H120ZM129 50H130V49H129ZM129 50H128V51H129ZM136 50H137V49H136ZM146 50H147V49H146ZM165 50H166V48H165ZM174 50H175V49H174ZM177 50H178V49H177ZM190 50H191V49H189V51H190ZM197 50H199V49L197 48ZM203 50H204V49H203ZM203 50H202V51H203ZM207 50H208V49H207ZM215 50H218V49H215ZM252 50H253V49H252ZM42 51H43V50H42ZM65 51H66V50H65ZM69 51H70V49H69ZM69 51H68V52H69ZM78 51H79V50H78ZM128 51H127V52H128ZM143 51H144V50H143ZM147 51H148V50H147ZM147 51H146V53H150V52H147ZM156 51H157V50H156ZM161 51L163 52V50H161ZM161 51H160V52H161ZM170 51H171V50H170ZM183 51H184V50H183ZM185 51H184V53H185ZM187 51H188V50H187ZM187 51H186V53H187ZM189 51H188V52H189ZM194 51H195V50H194ZM194 51H192V52H193L194 55H195V52H196V51H195V52H194ZM209 51H208V52H209ZM213 51H214V50H213ZM220 51H222V48H221ZM228 51H229V50H228ZM231 51H232V50H231ZM43 52H45V51H43ZM57 52H58V51H57ZM57 52H56V53H57ZM63 52H64V51H63ZM66 52H67V51H66ZM66 52H65V53H66ZM97 52H98V51H97ZM105 52H106V50H105ZM135 52H136V51H135ZM165 52H166V51H165ZM168 52H169V50H168ZM171 52H172V51H171ZM174 52H175V51H174ZM192 52H191V53H192ZM199 52H201V51H199ZM211 52H212V51H211ZM29 53H30V52H29ZM32 53H34V52H31V54H32ZM46 53H48V52H46ZM103 53H104V52H103ZM106 53H107V52H106ZM155 53H156V52H155ZM155 53H154V54H155ZM163 53H164V52H163ZM169 53H170V52H169ZM169 53H166V54H169ZM178 53H179V52H178ZM186 53H185V54H186ZM189 53H190V52H189ZM191 53H190V54H191ZM201 53L204 54L203 52H201ZM36 54H38V53L36 52ZM49 54H50V53H49ZM67 54H68V53H67ZM72 54H73V53H72ZM94 54H95V53H94ZM96 54L98 55L99 53H96ZM104 54H105V53H104ZM115 54H116V53H115ZM126 54H127V53H126ZM154 54H153V56H154ZM157 54H159V53H157ZM161 54H162V53H161ZM170 54H171V53H170ZM185 54H184V55H185ZM196 54H199V53L197 52ZM231 54H232V53H231ZM238 54H239V53H238ZM42 55H43V53H42ZM44 55H47V56H48V54H45V53H44ZM58 55H59V54H58ZM63 55H64V54H63ZM63 55L61 56V58H62V57L65 58ZM74 55H75V54H74ZM123 55H124V54H123ZM135 55H136V54H135ZM138 55L141 56V54H138ZM138 55H137V56H138ZM159 55H160V54H159ZM159 55H158V56H159ZM172 55H173V54H172ZM180 55L183 56L182 54H179V56H180ZM186 55H188V53H187ZM186 55H185V57L183 56V58H185V61H186ZM225 55H226V54H225ZM225 55H223V56H225ZM235 55H236V54H235ZM240 55H241V52H240ZM252 55H253V54H252ZM0 56H2V55H0ZM27 56H28V53H27ZM35 56H36V55L34 54L33 57H35ZM39 56H40V55H39ZM65 56H66V55H65ZM68 56H69V55H68ZM98 56H101V58H104L105 55L102 57V54H99ZM121 56H122V54H121ZM126 56L128 57V55H126ZM155 56H156V55H155ZM160 56H163V55H160ZM166 56H167V55H166ZM168 56H170V55H168ZM190 56H191V55H190ZM190 56H189V57H190ZM229 56H230V54H229ZM233 56H234V54H233ZM33 57H32V59H33ZM56 57H57V55H56ZM56 57H55V58H56ZM71 57H72V56H71ZM73 57H74V56H73ZM95 57H96V56H95ZM106 57H107V56H106ZM115 57L117 58L116 55H115ZM122 57H123V56H122ZM174 57H175V56H174ZM174 57H173V59L176 60L177 58L175 59ZM176 57H177V55H176ZM197 57H198V55H197ZM218 57H219V56H218ZM220 57H221V55H220ZM225 57H226V56H225ZM225 57H224V59H225ZM235 57H236V56H235ZM19 58H20V57H19ZM25 58H26V57H25ZM25 58H24V60H25ZM61 58L59 59L60 61H61ZM119 58H120V55H119ZM136 58H137V57H136ZM139 58H140V57H139ZM142 58H144V56H143ZM142 58H140V59H142ZM147 58H148V57H147ZM163 58L165 59V57H163ZM163 58H162V59H163ZM166 58H167V57H166ZM171 58H172V57H170V59H171ZM180 58H182V57H180ZM214 58L217 59L216 57H214ZM221 58H222V57H221ZM226 58H228V56H227ZM229 58H230V57H229ZM244 58H245V57H244ZM247 58H248V57H247ZM11 59H12V58H11ZM28 59H29V58H28ZM28 59H26V60H28ZM66 59H67V58H66ZM75 59H76V58H75ZM95 59H97V58H95ZM125 59H126V57H125ZM159 59L161 60V57H160ZM170 59H167L166 61H168V60H170ZM173 59H171L170 61H172ZM194 59H195V57H194ZM194 59H192V60H194ZM212 59H213V57L210 58V60H212ZM222 59H223V58H222ZM238 59H240V58H238ZM91 60H92V64H93L94 59L91 58ZM177 60H178V59H177ZM183 60H184V59H181V61L179 60V61H180V64L182 63ZM190 60H191V58H190ZM204 60H205V59H204ZM210 60H209V62H211ZM227 60H228V59H227ZM2 61H3V60H2ZM54 61H55V60H54ZM56 61H58V60H56ZM70 61H71V60H70ZM70 61H67V62L69 63ZM73 61H74V59H73ZM73 61H71V63H73ZM96 61H99V60H96ZM101 61H102V60H101ZM101 61H100V62H101ZM118 61H119V59H118ZM120 61H121V60H120ZM143 61H144V62H147L145 59H144ZM155 61H156L157 63L159 62V61L156 60V58H155ZM161 61H162V60H161ZM161 61H160V62H161ZM170 61H169V62H170ZM179 61H176V62H175V61H172V62H174L173 64H169V63H168V64L171 65V66L174 65L175 68H176V67H177V66H176V63L179 62ZM218 61H219V60H218ZM218 61H217V62H218ZM221 61H222V60H220V63H221ZM31 62H32V61H31ZM62 62H63V61H62ZM67 62H65V63L67 64ZM124 62H125V60H124ZM150 62H151V61L149 60V63H150ZM156 62H155V65L157 64ZM160 62H159V64H161V65L163 64V65H164V63H163L164 61H162V63H160ZM172 62H171V63H172ZM183 62H184V61H183ZM192 62H194V61H192ZM192 62H191V64L193 65ZM204 62H205V61H204ZM258 62H259V61H258ZM0 63H3V62H0ZM27 63H28V62H27ZM94 63H95V62H94ZM113 63H115V62H113ZM120 63H121V62H120ZM188 63H189V61H188ZM188 63H186V64H188ZM223 63H224V62H223ZM8 64H9V63H8ZM52 64H53V63H52ZM54 64H55V63H54ZM56 64H57V63H56ZM66 64H65V65H66ZM96 64H97V63H96ZM98 64H99V63H98ZM115 64H117V62H116ZM128 64H129V63H128ZM146 64H147V63H146ZM151 64H154V63L151 62ZM159 64H157V65H159ZM168 64H167V65H168ZM178 64H179V63H178ZM182 64H183V67H184V66H185L184 63H182ZM182 64H181V67H182ZM263 64H264V63H263ZM2 65H3V64H2ZM2 65L0 66V73H1ZM26 65H27V64H26ZM60 65H62V64H60ZM60 65H59V66H60ZM67 65H68V64H67ZM140 65H141V64H140ZM197 65H198V64H197ZM197 65H196V66H197ZM229 65H230V64H229ZM5 66H6V65H5ZM7 66H8V65H7ZM27 66H28V65H27ZM56 66H57V65H56ZM71 66H72V65H71ZM108 66H109V65H108ZM112 66H113V65H112ZM164 66H166V65H164ZM174 66H173V67H174ZM179 66H180V65H179ZM187 66H188V65H186V67H187ZM196 66H195V67H196ZM207 66H208V65H207ZM53 67H54V66H53ZM68 67H69V66H68ZM68 67H67V68H68ZM122 67H123V66H122ZM157 67H158V66H157ZM168 67H170V66H168ZM195 67H194V68H195ZM208 67H209V66H208ZM258 67H259V66H258ZM55 68H56V67H55ZM64 68H66V67H64ZM64 68L62 67V69H64ZM103 68H105V66H104ZM106 68H107V67H106ZM106 68H105V69H106ZM150 68H151V67H150ZM164 68H165V67H162V69H161V67H160L161 70H163ZM188 68H189V67H188ZM190 68H191V66H190ZM196 68H197V67H196ZM220 68H221V67H220ZM224 68H225V67H224ZM254 68H256V67H254ZM21 69H22V68H21ZM53 69H54V68H53ZM96 69H97V67L95 68V70H96ZM155 69H156V68H155ZM167 69H168V68H165V70H166V74H167L168 72H170V71H171V72L174 71V70H172L173 68H171V67H170L171 70H168V72H167ZM252 69H253V68H252ZM14 70H16V69H14ZM26 70H27V69H26ZM60 70H61V68H60ZM67 70H68V69H67ZM112 70H114V69H112ZM143 70H144V72H145V69H143ZM183 70H184V69H183ZM192 70H193V69H192ZM205 70H206V69H205ZM213 70H214V69H213ZM213 70H211V71H213ZM20 71H21V70H20ZM47 71H48V70H47ZM93 71H94V70H93ZM97 71H98V70H97ZM97 71H96V72H97ZM110 71H111V69H110ZM110 71H109V72H110ZM153 71H154V70H153ZM177 71H179V69H178ZM181 71H182V68H181ZM181 71H180V72H181ZM201 71H202V70H201ZM233 71H234V70H233ZM233 71H232V72H233ZM237 71H238V70H237ZM257 71H258V70H257ZM62 72H63V71H62ZM64 72H65V71H64ZM80 72H81V70H80ZM99 72H100V71H99ZM101 72H104V71H101ZM107 72H108V71H107ZM140 72H141V70H140ZM149 72H150V71H149ZM154 72H155V71H154ZM180 72H179V73H180ZM2 73H4V72H2ZM2 73H1V74H2ZM88 73H89V72H88ZM104 73H105V72H104ZM119 73H120V72H119ZM157 73H158V71H157ZM157 73H155V75H156ZM160 73H161V72H160ZM181 73H182V72H181ZM185 73H186V72H185ZM228 73H229V72H228ZM234 73H236V71H235ZM234 73H232V74H234ZM17 74H18V73H17ZM47 74H48V73H47ZM98 74H101V75H102V73H98ZM109 74H110V73H109ZM111 74H112V72H111ZM163 74L165 75V71L163 72ZM171 74H173V73H171ZM202 74H203V73H202ZM213 74H215V73H213ZM224 74H225V73H224ZM236 74H237V73H236ZM3 75H4V74H3ZM15 75H16V74H15ZM18 75H19V74H18ZM49 75H50V74H49ZM79 75H80V74H79ZM101 75H100V76H101ZM105 75H106V74H105ZM105 75H102V76L105 77ZM140 75H141V73H140ZM144 75H145V74H144ZM144 75H143V76H144ZM161 75H162V74H161ZM161 75H160V76H161ZM164 75H163V76H164ZM169 75H170V74H169ZM169 75H168V76H169ZM196 75H197V73H196ZM237 75H238V74H237ZM237 75H236V76H237ZM242 75H243V74H242ZM5 76H6V75H4V78H5ZM57 76H58V75H57ZM57 76H56V77H57ZM66 76H67V75H66ZM66 76H65V78H66ZM89 76H90V75H89ZM93 76H94V75H93ZM96 76H97V75H96ZM108 76H109V75H108ZM138 76H139V75H138ZM168 76L166 75V76H164V77L167 79ZM172 76H173V75H172ZM197 76H198V75H197ZM17 77H18V76H17ZM48 77H49V76H47V78H48ZM56 77H55V78H56ZM170 77H171V76H170ZM225 77H226V76H225ZM225 77H224V78H225ZM231 77H233V76H231ZM231 77H230V75H229V77H226V79H227V78L230 79ZM239 77H240V76H239ZM258 77H259V76H257V78H258ZM28 78H29V77H28ZM28 78H26V79H28ZM71 78H72V77H71ZM79 78H80V77H79ZM79 78H78V79H79ZM87 78H88V77H87ZM96 78H97V77H96ZM98 78H100V77H98ZM98 78H97V79H98ZM105 78H106V77H105ZM141 78H142V77H141ZM146 78H147V76L145 77V79H146ZM158 78H159V77H158ZM160 78H161V77H160ZM168 78H169V77H168ZM171 78H172V77H171ZM173 78H174V76H173ZM178 78H179V77H178ZM187 78H188V77H187ZM260 78H261V75H260ZM40 79H41V78H40ZM49 79H50V78H49ZM56 79H57V78H56ZM108 79H109V77H108ZM113 79H114V78H113ZM128 79H129V78H128ZM180 79H181V78H180ZM217 79H218V78H217ZM231 79H232V78H231ZM233 79H234V77H233ZM237 79H238V78H237ZM258 79H259V78H258ZM2 80H3V79H2ZM61 80H62V79H61ZM66 80H67V78H66ZM82 80H83V79H82ZM94 80H95V79H94ZM102 80H103V85H104V83H105V82H104V79H102ZM105 80H106V79H105ZM109 80H110V79H109ZM111 80H112V77H111ZM139 80H141V79H139ZM176 80H177V79H176ZM222 80H223V79H222ZM49 81H50V80H49ZM53 81H54V80H53ZM56 81H58V80H56ZM90 81H92V80H89V82H90ZM99 81H100V79L98 80V82H99ZM113 81H114V80H113ZM137 81H138V80H137ZM225 81H228V79H227V80H224V82H225ZM257 81H258V80H257ZM259 81H260V80H259ZM263 81H264V79H263ZM2 82H3V81H2ZM81 82H82V81H81ZM85 82H86V81H85ZM96 82H97V80H96ZM100 82H101V81H100ZM106 82H108V81H106ZM111 82H112V81H111ZM125 82H126V81H125ZM138 82H140V81H138ZM159 82H160V80H159ZM173 82H174V81H173ZM198 82H199V81H198ZM200 82H201V81H200ZM203 82H204V81H203ZM237 82H238V81H237ZM254 82H256V81H254ZM4 83H5V81H4ZM8 83H9V81H8ZM61 83H62V82H60V84H61ZM140 83H141V82H140ZM182 83H183V82H182ZM208 83H209V82H208ZM208 83H206V85H207ZM219 83H220V82H219ZM256 83H259V82H256ZM263 83H264V82H260V84H262V85H263ZM101 84H102V82H101ZM118 84H119V83H117L116 85H118ZM191 84H193V83H191ZM221 84H222V83H221ZM228 84H229V82H228ZM252 84H254V83H252ZM260 84H258V85H260ZM0 85H2V84H0ZM3 85H4V84H3ZM30 85H31V84H30ZM49 85H50V84H49ZM61 85H62V84H61ZM61 85H59V86H61ZM87 85H88V84H87ZM98 85H99V84H98ZM98 85H97V86H98ZM105 85H106V84H105ZM113 85H114V84H113ZM116 85H115V87H116ZM119 85H120V84H119ZM131 85H132V83H131ZM159 85H160V84H159ZM162 85H163V84H162ZM184 85H186V84H184ZM211 85H212V84H211ZM225 85H226V84H224V86H225ZM233 85H234V84H233ZM256 85H257V84H256ZM256 85H255V86H256ZM5 86H6V85H5ZM7 86H8V85H7ZM9 86H10V85H9ZM32 86H33V85H32ZM38 86H39V85H36V91H37V89L40 88V87L37 88ZM40 86H41V84H40ZM63 86H64V83H63ZM95 86H96V85H95ZM146 86H147V85H146ZM169 86H170V85H169ZM186 86H187V85H186ZM196 86H197V85H196ZM224 86H223V87H224ZM226 86H227V85H226ZM226 86H225V88H227ZM228 86H229V85H228ZM251 86H252V85H251ZM263 86H264V85H263ZM0 87H1V86H0ZM55 87H56V86H55ZM71 87H72V86H71ZM87 87H88V86H87ZM89 87H90V86H89ZM99 87H100V86H99ZM142 87H144V86H142ZM142 87H141V88H142ZM152 87H153V86H152ZM181 87H182V86H181ZM187 87H188V86H187ZM198 87H199V85H198ZM200 87H201V86H200ZM205 87H206V86H205ZM219 87H220V86H218V88H219ZM256 87H257V86H256ZM261 87H262V86H261ZM12 88H14V87L12 86ZM58 88H59V87H58ZM75 88H76V87H75ZM105 88H106V86H104L103 89L105 90ZM112 88H114V86L111 87V89H112ZM127 88H128V87H127ZM127 88H126V89H127ZM183 88H184V87H183ZM215 88H216V86H215ZM215 88H213L212 90H214ZM250 88H251V87H250ZM252 88H253V87H252ZM252 88H251V89H252ZM258 88H259V87H258ZM262 88H263V87H262ZM262 88H261V89H262ZM2 89H3V88H2ZM7 89H9V87H8ZM19 89H21V87H19ZM50 89H51V88H50ZM90 89H91V88H90ZM97 89H99V88H97ZM100 89H101V88H100ZM103 89H102V90H103ZM114 89H115V88H114ZM117 89H118V88H117ZM121 89H122V88H121ZM148 89H149V88H148ZM198 89H199V88H198ZM200 89H201V88H200ZM210 89H211V88H210V84H209V90H210ZM222 89H223V88H222ZM228 89H230V88H228ZM251 89H250V90H251ZM256 89H257V88H255V90H256ZM9 90H10V89H9ZM12 90H13V89H12ZM12 90H10V92H8V93H11L10 95H12V97L15 98V96H13V94L15 93V92L13 93V91H15V90H13V91H12ZM29 90H30V89H29ZM34 90H35V88H34ZM48 90H49V89H48ZM68 90H69V89H68ZM94 90H95V92H96V89H94ZM104 90H103V91H104ZM133 90H134V89H133ZM135 90H136V89H135ZM171 90H173V89H171ZM171 90H170V91H171ZM234 90H235V89H234ZM253 90H254V89H253ZM262 90H263V89H262ZM4 91H5V93H6L5 88H4ZM4 91L2 90V94H1V95H3V92H4ZM18 91H19V90H18ZM18 91H17V92H18ZM27 91H28V90H27ZM30 91H31V90H30ZM83 91H84V90H83ZM92 91H93V90H92ZM107 91H108V90H107ZM107 91H106V92H107ZM111 91H113V89H112ZM161 91H162V90H161ZM164 91H166V90H164ZM216 91H218V90H216ZM258 91H259V89H258ZM99 92H100V90H98V95H102V94H99ZM120 92H121V91H120ZM120 92H119V93H120ZM133 92H134V91H133ZM142 92H143V91H142ZM144 92L146 93V90H145ZM148 92H150V91H148ZM207 92H209V91L207 90ZM232 92H233V91H232ZM249 92H250V91H249ZM261 92H263V91H261ZM0 93H1V90H0ZM5 93H4V94H5ZM12 93H13V94H12ZM22 93H23V92H22ZM35 93H36V92H35ZM35 93H34V91H33V93L30 94V95H33V94H35ZM72 93H73V92H72ZM123 93H124V92H123ZM127 93H128V92H127ZM145 93H144V94H145ZM175 93H176V92H175ZM179 93H180V91H179V88H178V94H179ZM181 93H182V91H181ZM211 93H212V91H211ZM214 93H216L215 90H214ZM217 93H218V92H217ZM217 93H216V94H217ZM221 93H222V92H221ZM221 93H218V95L221 94ZM20 94H21V92H20ZM26 94H27V92H26ZM86 94H88V93H86ZM93 94H96V93H93ZM104 94H105V93H104ZM115 94H116V93H115ZM146 94H147V93H146ZM149 94H150V93H149ZM163 94H164V93H163ZM172 94H173V93H172ZM172 94H171V96H173ZM178 94H177V96H179ZM186 94L188 95V93H186ZM186 94H185V95H186ZM212 94H213V93H212ZM222 94H224V93H222ZM236 94H237V93H236ZM236 94H235V95H236ZM242 94H243V93H242ZM251 94H252V93H251ZM257 94H258V96H259L261 93H257ZM262 94H263V93H262ZM41 95H42V94H41ZM53 95H54V94H53ZM88 95H90V94H88ZM88 95H87V97H88ZM113 95H114V94H113ZM117 95H119V94H117ZM138 95H140V94H138ZM164 95H165V94H164ZM175 95H176V94H175ZM175 95H174V96H175ZM203 95H204L203 97L205 98V92H204ZM206 95H207V94H206ZM225 95H227V94H225ZM225 95H224V96H225ZM8 96H9V95H8ZM8 96H7L6 98H8ZM21 96H25V95H21ZM26 96H29V94L26 95ZM44 96H46V95H44ZM48 96H50V95H48ZM48 96H46V98H47ZM67 96H68V95H67ZM67 96H66V97H67ZM94 96H95V95H94ZM107 96L109 97V95H107ZM120 96H121V94H120ZM142 96H143V95H141V97H142ZM149 96H151V95H149ZM166 96H167V93H166ZM177 96H176V97H177ZM181 96H182V95H181ZM198 96H199V95H198ZM210 96H211V94H210L209 96H207V99H208V97H210ZM215 96H216V95H215ZM241 96H242V95H241ZM260 96H261V95H260ZM10 97H11V96H10ZM31 97H32V96H31ZM35 97H36V96H35ZM39 97H40V95H39ZM66 97H65V100H66ZM90 97H91V96H90ZM97 97H98V96H97ZM111 97H112V96H111ZM115 97H116V96H114V98H115ZM118 97H119V96H118ZM118 97H117V98H118ZM156 97H158V95H157ZM159 97H160V96H159ZM159 97H158V98H159ZM182 97H184V96H182ZM196 97H197V96H196ZM199 97H200V96H199ZM203 97H202V98H203ZM24 98L26 99V97H24ZM27 98H30V97H27ZM50 98H51V97H50ZM52 98H53V97H52ZM59 98H60V97H59ZM92 98H94V97H92ZM95 98H96V97H95ZM95 98H94V99H95ZM98 98H99V97H98ZM105 98H106V96H105ZM117 98H116V99H117ZM174 98H175V97H174ZM177 98H178V97H177ZM179 98H180V97H179ZM221 98H223V97H221ZM231 98H232V97H231ZM246 98H247V97H246ZM262 98H263V97H262ZM25 99H24V100H25ZM37 99H38V98H37ZM57 99H58V98H57ZM62 99H64V98H62ZM96 99H97V98H96ZM96 99H95V100H96ZM116 99L113 100V101H116ZM165 99H166V98H165ZM191 99H192V98H191ZM196 99H197V98H196ZM207 99H206V101H207ZM223 99H224V98H223ZM259 99H261V97H260ZM2 100H4V99H2ZM2 100H1V101H2ZM17 100H18V99H17ZM24 100H23V101H24ZM47 100H48V99H47ZM78 100H79V99H78ZM88 100H89V99H88ZM95 100H92V101H95ZM100 100H101V99H100ZM102 100H103V99H102ZM102 100H101V101H102ZM108 100H109V99H108ZM110 100H111V99H110ZM133 100H134V99H133ZM133 100H132V104H133ZM150 100H151V99H150ZM152 100H153V99H152ZM159 100H160V99H159ZM192 100H193V99H192ZM201 100H202V99H201ZM203 100H204V99H203ZM203 100H202V101H203ZM215 100H216V99H215ZM221 100H222V99H221ZM230 100H231V99H230ZM4 101H6V100H4ZM8 101L10 102V100H8ZM8 101H7V102H8ZM11 101H12V100H11ZM23 101H22L21 103H23ZM44 101H45V100H44ZM60 101H61V100H60ZM63 101H64V100H63ZM79 101H80V100H79ZM105 101H107V100H104V102H105ZM137 101H138V103H139V100H137ZM154 101H155V100H154ZM169 101H170V100H169ZM216 101H217V100H216ZM222 101H223V100H222ZM257 101H258V100H257ZM13 102H14V101H13ZM13 102H12V104H13ZM15 102H16V101H15ZM15 102H14V103H15ZM32 102H33V101H32ZM64 102H65V101H64ZM80 102H81V101H80ZM120 102H121V101H120ZM126 102H127V101H126ZM157 102H158V100H157ZM157 102L155 101L154 103H157ZM198 102H199V101H198ZM224 102H226L225 99H224ZM249 102L251 103V101H249ZM263 102H264V101H263ZM60 103H62V102H60ZM60 103H59V104H60ZM76 103H77V102H76ZM82 103H83V101H82ZM88 103H89V102H88ZM92 103H93V102H92ZM96 103H97V102H96ZM96 103H94V104H96ZM98 103H99V102H98ZM117 103H118V101H117ZM117 103H116V104H117ZM135 103H136V101H135ZM163 103H164V102H163ZM190 103H192V101H191ZM206 103H207V106H208V102H206ZM210 103H211V102H210ZM212 103H213V102H212ZM261 103H262V102H261ZM16 104H17V103H16ZM34 104H35V103H34ZM59 104H57V105H59ZM99 104H100V103H99ZM116 104H115V105H116ZM170 104H171V103H170ZM183 104H184V103H183ZM186 104H187V103H186ZM219 104H220V102H219ZM223 104H224V103H222L221 105H223ZM238 104H239V103H238ZM35 105H36V104H35ZM35 105H34V106H35ZM39 105L42 106L43 104H39ZM81 105H82V104H81ZM81 105H80V108H81ZM83 105H84V103H83ZM110 105H111V104H110ZM138 105H139V104H138ZM138 105H136V106H138ZM152 105H154V104L152 103ZM152 105H151V106H152ZM160 105H161V104H160ZM198 105H199V103H198ZM201 105L203 106V103H202ZM201 105H200V106H201ZM215 105L218 106V101H217V104H215ZM252 105H254V103H253ZM259 105H260V104H259ZM6 106H7V103H6V102H2V103H0V139L3 138V136H4V135H2V134L5 133V126L7 127L6 123L8 124L7 121H9V123H11V122H10L11 119H10V120L7 119V121H5L6 119H4V117H3V116H4V112H5L6 108H7ZM41 106H39V107L41 108ZM61 106H62V104H61ZM61 106H60V107H61ZM89 106H90V103H89ZM100 106H101V105H100ZM131 106H132V105H131ZM136 106H135V107H136ZM141 106H142V105H141ZM161 106H162V105H161ZM169 106H170V105H168V109H170ZM196 106H197V104H196L194 107H193V106L190 107L191 110H188V109H187V110L190 111V112L192 113V112L194 111L193 108H195ZM200 106H198V108H195V110H197V109H200V111H201V109L203 110V107H202V108H199ZM231 106H233V105H231ZM231 106H230V107H231ZM237 106H238V105H237ZM20 107H21V106H20ZM29 107H30V106H29ZM62 107H63V106H62ZM62 107H61V109H62ZM76 107H79V106H76ZM82 107H83V106H82ZM95 107L97 108L96 105L94 106V108H95ZM109 107L112 108L111 106H109ZM129 107H130V106H129ZM154 107L157 108L156 104L154 105ZM205 107H206V105H205ZM210 107H211V105H210ZM251 107H252V106H251ZM10 108H11V105H10ZM12 108H13V107H12ZM12 108H11V109H12ZM15 108H16V107H15ZM18 108H19V106H18ZM18 108H17V110H19ZM27 108H28V107H27ZM31 108H33V107H31ZM99 108H100V107H99ZM116 108H117V107H116ZM208 108H209V107H208ZM213 108H214V107H213ZM252 108H253V107H252ZM254 108H255V106H254ZM263 108H264V107H263ZM263 108H262V110H263ZM13 109H14V108H13ZM22 109H23V108H22ZM48 109H49V108H48ZM83 109H84V107H83ZM83 109H82V110H83ZM91 109H92V108H91ZM100 109H101V108H100ZM100 109H99V110H100ZM103 109H105V105L103 106ZM106 109H107V108H106ZM108 109H109V108H108ZM114 109H115V108H114ZM138 109H139V108H138ZM178 109H180V108H178ZM217 109H219V108L217 107ZM245 109H246V108H245ZM31 110H32V109H31ZM34 110H35V109H34ZM53 110H54V106H53ZM74 110H76V109H74ZM82 110H81V111H82ZM92 110H93V109H92ZM97 110H98V109H97ZM99 110H98L97 112H94V113H98ZM110 110H111V109H110ZM110 110H109V111H110ZM129 110H130V109H129ZM136 110H137V109H136ZM140 110H141V108H140ZM159 110H160V109H159ZM159 110H158V112L160 113ZM166 110H167V109H166ZM174 110H177V109H174ZM210 110H212V108H211V109L209 108V111H210ZM250 110L252 111V109H250ZM11 111H12V110H11ZM11 111H10V113H12ZM14 111H15V110H14ZM19 111H21V110H19ZM32 111H33V110H32ZM54 111H55V110H54ZM66 111H67V110H66ZM79 111H80V110H79ZM83 111H84V110H83ZM116 111H117V109H116ZM116 111L114 110V112H116ZM127 111H128V110H127ZM134 111H135V108H134ZM161 111H162V110H161ZM168 111H169V110H168ZM182 111H183V110H182ZM243 111H245V110H243ZM254 111H255V110H254ZM256 111H259V110L257 109ZM7 112H8V114H9V110H7ZM102 112H104V110H103ZM102 112H101V113H102ZM114 112H112V113H114ZM119 112H120V111H119ZM135 112H137V111H135ZM176 112H177V111H175V113H176ZM185 112H186V111H185ZM196 112H198V110H197ZM202 112H203V111H202ZM202 112H200V113H202ZM16 113H18V112H16ZM16 113H15V114H16ZM55 113H56V111H55ZM62 113H63V112H62ZM62 113H61V114H62ZM74 113H75V112H74ZM79 113H80V112H79ZM101 113H99V114L102 115ZM105 113H106V111H105ZM127 113H129V112H127ZM140 113H141V111H140ZM167 113H168V112H167ZM172 113H173V112H172ZM186 113H187V112H186ZM249 113H250V112H249ZM15 114L12 113V116L15 115ZM18 114L20 115V113H18ZM21 114H22V113H21ZM85 114H86V113H85ZM108 114H109V113H108ZM108 114H107V115H108ZM138 114H139V113H138ZM232 114H233V113H232ZM5 115H7V113H6ZM34 115H35V114H34ZM62 115H63V114H62ZM73 115H74V114H73ZM75 115H76V113H75ZM80 115H81V114H80ZM114 115H115V114H114ZM129 115H130V114H129ZM129 115H128V116H129ZM131 115H132V113H131ZM134 115H135V114H134ZM134 115H133V116H134ZM147 115H148V114H147ZM160 115H161V114H160ZM169 115H170V114H169ZM187 115H188V114H187ZM187 115H186V116H187ZM189 115H190V114H189ZM189 115H188L187 117H189ZM191 115H192V114H191ZM240 115H241V114H240ZM247 115H248V114H247ZM15 116H16V115H15ZM15 116H13V117H15ZM20 116H21V115H20ZM20 116H19V117H20ZM22 116H24V114H22ZM22 116H21V117H22ZM28 116H29V115L27 114V116H24V118H23V117H22V118H23V119H25V118L27 119ZM36 116H37V115H36ZM52 116H54V115H52ZM63 116H64V115H63ZM84 116H85V115H84ZM93 116H95V115H93ZM102 116H103V115H102ZM112 116H113V115H112ZM112 116H111V117L108 116L107 118H108V119L113 118ZM128 116H127V117H128ZM142 116H143V115H141V117H142ZM192 116H193V115H192ZM196 116H197V115H195V117H196ZM210 116H211V115H210ZM241 116H242V115H241ZM8 117H9V116H7V118H8ZM16 117H18V115H17ZM50 117H51V116H50ZM61 117H62V116H61ZM61 117H60V118H61ZM74 117H76V116H74ZM131 117H132V116H131ZM134 117H135V116H134ZM138 117L141 118L140 115H138L136 118H138ZM143 117H144V116H143ZM152 117H153V116H152ZM250 117H251V116H250ZM22 118H21V119H22ZM39 118H40V117H39ZM53 118H54V117H53ZM80 118H81V116H80ZM80 118H79V119H80ZM82 118H83V117H82ZM82 118H81V119H82ZM95 118L97 119V117H93L92 120H93V119L95 120ZM98 118H99V117H98ZM102 118H103V117H101V119H102ZM105 118H106V117H105ZM170 118H171V115H170ZM177 118H178V117H177ZM179 118H180V117H179ZM179 118H178V119H179ZM189 118L191 119V117H189ZM189 118H188V119H189ZM192 118H193V120H194V117H192ZM207 118H208V117H207ZM207 118H205V119H207ZM221 118H222V117H221ZM17 119H19V118H17ZM17 119H16V121H17ZM21 119H20V120H21ZM66 119H67V118H66ZM146 119H147V117H146ZM165 119H167V118H165ZM168 119H169V118H168ZM174 119H176V118H174ZM196 119H197V117H196ZM199 119H200V118H199ZM202 119L205 120L203 117H201V120H202ZM231 119H232V118H231ZM242 119H243V118H242ZM41 120H42V119H41ZM45 120H47V119H45ZM84 120H85V118H84ZM84 120H83V121H84ZM105 120H106V119H105ZM128 120H130V119H128ZM137 120H138V119H137ZM137 120H136V121H137ZM139 120H140V119H139ZM144 120H145V119H144ZM154 120H155V119H154ZM169 120H172V119H169ZM193 120H191V121H193ZM197 120H198V119H197ZM203 120H202V121H203ZM240 120H241V119H240ZM11 121L14 122L13 120H11ZM23 121H25V120H23ZM23 121H22V122H23ZM55 121H56V120H55ZM74 121H75V120H74ZM87 121H89V120H87ZM98 121H99V120H98ZM108 121H109V120H107V124H108ZM111 121H112V120H111ZM111 121H109V122L112 123ZM132 121H133V120H132ZM188 121H189V120H188ZM191 121H189V122H191ZM195 121H196V120H195ZM222 121H223V120H222ZM5 122H6V123H5ZM18 122H19V120H18ZM18 122H15L16 127H17V124H18V126H20ZM51 122H52V120H51ZM51 122H50V123H51ZM76 122H77V119H76ZM79 122H80V121H79ZM81 122H82V121H81ZM81 122H80V123H81ZM133 122H134V121H133ZM133 122H132V123H133ZM148 122H149V121H148ZM193 122H194V121H193ZM196 122L198 123V121H196ZM200 122H201V121H200ZM243 122H244V120H243ZM16 123H17V124H16ZM20 123H21V122H20ZM80 123H79V124H80ZM93 123H96V124H97L96 121L93 122ZM134 123H135V122H134ZM154 123H155V122H154ZM180 123H181V122H180ZM22 124H23V123H22ZM52 124H56V123H54V121H53ZM68 124H69V123H68ZM98 124H99V122H98ZM100 124H101V123H100ZM140 124H141V123H140ZM148 124H150V123H148ZM170 124H171V123H170ZM182 124H183V121H182ZM190 124H192V123H190ZM242 124H244V123H242ZM10 125H11V124H10ZM76 125H78V124H76ZM87 125H88V124H87ZM129 125H130V124H129ZM136 125H137V124H136ZM168 125H169V124H168ZM194 125H195V124H194ZM197 125H200V124H196L195 126L198 127ZM244 125H245V124H244ZM247 125H248V124H247ZM254 125H256V124H254ZM40 126H41V125H40ZM42 126H43V125H42ZM54 126H55V125H54ZM56 126H57V125H56ZM70 126H72V125H70ZM100 126H101V125H100ZM100 126L98 125V127H100ZM102 126H103V125H102ZM102 126H101V127H102ZM104 126H105V125H104ZM104 126L102 127V129L100 128L101 131L103 130V128H104V130H105V127H104ZM108 126H109V125H108ZM108 126H107V129H109ZM169 126H171V125H169ZM173 126H174V125H173ZM195 126H194V128H195ZM200 126H201V125H200ZM229 126H230V125H229ZM8 127H9V126H8ZM12 127H13V126H12ZM44 127H45V126H44ZM64 127H65V126H64ZM88 127H89V125H88ZM127 127H128V126H126V128H127ZM130 127H131V126H130ZM130 127L127 128V129L130 130ZM176 127H177V126H176ZM246 127H247V126H246ZM255 127H256V126H255ZM52 128H53V127H52ZM52 128L50 129L51 132L54 130V129H52ZM126 128H125V129H126ZM147 128H148V127H147ZM177 128H178V127H177ZM179 128H180V125H179ZM191 128H192V130H193V124H192V127H191ZM242 128H243V126H242ZM8 129H9V128H8ZM15 129H16V128H15ZM33 129H34V128H33ZM71 129H72V128H71ZM77 129H78V128H77ZM107 129H106V130H107ZM127 129H126V130H127ZM198 129H200V128H198ZM198 129H197V130H198ZM192 130H191V131H192ZM244 130H245V129H244ZM250 130H251V129H250ZM7 131H9V130H7ZM10 131H11V130H10ZM10 131H9V132H10ZM36 131H37V130H36ZM48 131H49V130H48ZM72 131H73V130H72ZM77 131H79V130H77ZM177 131H178V130H177ZM230 131H231V130H230ZM89 132H90V131H89ZM108 132H109V131H107V133H108ZM130 132H131V131H130ZM193 132H197V131H193ZM223 132H226V131L223 130ZM244 132H245V131H244ZM244 132H243L242 134H244ZM254 132H255V131H254ZM6 133H8V132H6ZM6 133H5V135H6ZM74 133H76V132H74ZM84 133H85V132H84ZM102 133L104 134L105 131L102 132ZM107 133H105V135H106ZM126 133H127V131H126ZM128 133H129V132H128ZM128 133H127V134H128ZM249 133H250V132H249ZM26 134H27V133H26ZM31 134H32V133H31ZM34 134H35V133H34ZM34 134H33V135H34ZM46 134H47V135H50V134H48V133H46ZM51 134L55 135L54 133H51ZM80 134H81V133H80ZM103 134H102V137L104 136ZM109 134H110V133H109ZM197 134H198V132L196 133V135H197ZM47 135H46V136H47ZM53 135H52V136H53ZM60 135H61V134H60ZM60 135H59V137H60ZM84 135H85V134H84ZM84 135H83V134H82V135H79V134H78L79 137H80V136H84ZM98 135H99V134H98ZM177 135H178V134H177ZM193 135H194V134H193ZM244 135H245V134H244ZM20 136H21V135H20ZM37 136H38V135H37ZM52 136L50 135V137H51L50 140L53 139ZM56 136H57V135H56ZM72 136H73V135H72ZM76 136H77V135H76ZM100 136H101V135H100ZM197 136H198V135H197ZM197 136H196V137H197ZM242 136H243V135H242ZM245 136H246V135H245ZM245 136H244V137H245ZM30 137H31V136H30ZM30 137H29V138H30ZM53 137H55V136H53ZM109 137H110V136H109ZM194 137H195V135H194ZM196 137H195V138H196ZM31 138H32V137H31ZM55 138H56V137H55ZM80 138L83 139L82 137H80ZM80 138H79V139H80ZM248 138H249V137H248ZM10 139H11V138H10ZM36 139H37V138H36ZM36 139H35V140H36ZM74 139H75V142H76V138H74ZM74 139H73V140H74ZM106 139H107V138H106ZM210 139H214V138H211V137H210ZM210 139H209V140H210ZM4 140H5V139H4ZM27 140H28V139H27ZM35 140H34V141H35ZM39 140H40V139H39ZM13 141H14V140H13ZM31 141H32V139L29 140V142H31ZM34 141H32V142H34ZM134 141H135V140L133 139V142H134ZM136 141H137V140H136ZM138 141H139V140H138ZM210 141H211V140H210ZM212 141H213V140H212ZM29 142H28V143H29ZM54 142H56V141H54ZM140 142H141V141H140ZM140 142H139V144H140ZM217 142H219V141H217ZM258 142H259V141H258ZM21 143H22V142H21ZM23 143H24V142H23ZM28 143H27V144H28ZM50 143H51V141H50ZM77 143H78V146H81V145H79V144H81V143H79V142H77ZM99 143H100V142H99ZM134 143H135V142H134ZM206 143H208V138L206 139ZM209 143H210V142H209ZM244 143H245V142H244ZM6 144H7V143H6ZM34 144H35V142H34ZM48 144H49V143H48ZM52 144H53V143H52ZM104 144H105V143H104ZM104 144H103V145H104ZM109 144H110V143H109ZM139 144L137 143V146H139ZM3 145H4V144H3ZM124 145H125V144H124ZM186 145H187V144H186ZM200 145H201V144H200ZM200 145H199V146H200ZM206 145H209V144H206ZM215 145H216V144H215ZM227 145H228V144H227ZM5 146H6V145H5ZM5 146H4V147H5ZM19 146H20V145H19ZM27 146H29V145H27ZM65 146H66V144H65ZM87 146H89V145H87ZM100 146H101V145H100ZM105 146H106V145H105ZM116 146H117V145H116ZM119 146H120V145H119ZM7 147H8V146H7ZM7 147H6V148H7ZM20 147H21V146H20ZM69 147H70V146H69ZM74 147H75V146H74ZM93 147H94V146H93ZM142 147H143V146H142ZM200 147H201V146H200ZM204 147H205V146H204ZM208 147H209V146H207V148H208ZM210 147H211V145H210ZM26 148H27V147H26ZM59 148H60V147H59ZM75 148H76V147H75ZM79 148L81 149V147H79ZM88 148H89V147H88ZM103 148H104V147H103ZM115 148H117V150H118V147H115ZM134 148H135V147H134ZM137 148H138V147H137ZM139 148H140V147H139ZM247 148H248V147H247ZM4 149H5V148H4ZM23 149H25L24 146H23ZM30 149H31V148H30ZM30 149H29V150H30ZM69 149H70V148H69ZM91 149H92V148H91ZM104 149H106V148H104ZM104 149H102V150H104ZM248 149H249V148H248ZM75 150H77V149H75ZM75 150H74V151H75ZM85 150H86V149H85ZM85 150H84V151H85ZM87 150H88V149H87ZM89 150H90V149H89ZM196 150H197V149H196ZM201 150L204 151L203 148H201ZM201 150H200V153H201ZM236 150H237V149H236ZM21 151H22V148H21ZM26 151H28V150H26ZM57 151H58V150H57ZM59 151H60V150H59ZM80 151H82V149H81ZM84 151H83V152H84ZM149 151H150V150H149ZM205 151H206V150H205ZM237 151H239V150H237ZM237 151H236V152H237ZM22 152H23V151H22ZM22 152H21V153H22ZM32 152H33V151H32ZM32 152H31V153H32ZM34 152H36V151H34ZM60 152H61V151H60ZM64 152H65V151H64ZM99 152H100V151H99ZM4 153H5V152H4ZM6 153H7V152H6ZM23 153H24V152H23ZM31 153L28 152L27 154H30L29 156H31ZM37 153H38V152H37ZM73 153H75V152H73ZM81 153H82V152H81ZM89 153H90V152H89ZM137 153H138V152H137ZM203 153H204V152H203ZM203 153H202V155H205V154H203ZM246 153H247V152H246ZM33 154H34V153H33ZM58 154H59V153H58ZM84 154H85V153H84ZM234 154H237V153H234ZM239 154H240V152H239ZM239 154H237L236 156H238ZM2 155H3V157H4V156L7 157L6 155H8V154H6V155L2 154ZM38 155H39V154H38ZM72 155H73V154H72ZM90 155H91V154H90ZM197 155L199 156V152H198ZM23 156H24V155H23ZM74 156L77 157L76 154H75ZM74 156H73V157H74ZM82 156H83V155H82ZM93 156H95V155H93ZM93 156H92V157H93ZM96 156H97V155H96ZM138 156H139V155H138ZM195 156H196V155H195ZM3 157H2V159H3ZM8 157H9V156H8ZM16 157H17V156H16ZM53 157H54V156H53ZM103 157H104V156H103ZM120 157H121V154H120ZM158 157H159V156H158ZM199 157H201V156H199ZM233 157H234V156H233ZM23 158H24V157H23ZM85 158H87V156H86ZM166 158H167V157H166ZM196 158H197V157H195V159H196ZM202 158H204V156H202ZM237 158H239V157H236V159H237ZM6 159H7V158H6ZM6 159H5V158L3 159V160H5V163H6ZM28 159H30V158L28 157ZM41 159H42V158H41ZM54 159H55V158H53L52 160H54ZM91 159H92V158H91ZM195 159H194V160H195ZM198 159H200V158H198ZM239 159H240V158H239ZM239 159H238V161H239ZM3 160H2V161H3ZM74 160H75V159H74ZM76 160H77V158H76ZM81 160H82V159H81ZM106 160H107V159H106ZM121 160H122V158H121ZM150 160H151V159H150ZM166 160H167V159H166ZM200 160H201V159H200ZM202 160H203V159H202ZM202 160H201V161H202ZM0 161H1V160H0ZM56 161H57V160H56ZM87 161H88V158H87ZM87 161H86V162H87ZM99 161H100V160H99ZM179 161H180V160H179ZM201 161H199V162H201ZM11 162H12V161H11ZM29 162H30V161H29ZM33 162H34V161H33ZM35 162H36V161H35ZM40 162H41V161H40ZM82 162H83V161H82ZM84 162H85V161H84ZM119 162H120V161H119ZM119 162H117V163H119ZM134 162H135V161H134ZM149 162H150V161H149ZM157 162H158V161H157ZM191 162H192V161H191ZM191 162H190V163H191ZM197 162H198V161H197ZM7 163H8V162H7ZM42 163H43V162H42ZM57 163H58V162H57ZM76 163H77V162H76ZM90 163H91V161H90ZM103 163H104V161H103ZM110 163H111V162H110ZM117 163H116V164H117ZM120 163L123 164L124 162H123V163L120 162ZM131 163H132V162H131ZM178 163H179V162H178ZM243 163H244V162H243ZM54 164H55V163H54ZM78 164H79V161H78ZM80 164H81V163H80ZM85 164H86V163H85ZM92 164H93V160H92L91 165H92ZM121 164H120V165H121ZM199 164H200V163H199ZM201 164H202V162H201ZM218 164H219V163H218ZM0 165H1V164H0ZM3 165H4V161H3ZM12 165H13V164H12ZM40 165H41V163H40ZM40 165H39V167H40ZM76 165H77V164H76ZM83 165H84V164H83ZM93 165H94V164H93ZM123 165H124V164H123ZM139 165H140V164H138V166H139ZM156 165H157V164H156ZM175 165H176V164H175ZM191 165H192V163H191ZM193 165H194V164H193ZM193 165H192V166H193ZM214 165H215V164H214ZM244 165H245V164H244ZM246 165H247V164H246ZM1 166H2V165H1ZM15 166H16V165H15ZM31 166H32V165H31ZM84 166H85V165H84ZM84 166H82V168H83ZM103 166H104V165H103ZM134 166H135V165H134ZM177 166H178V165H177ZM183 166H184V165H183ZM235 166H236V165H235ZM248 166H249V164H248ZM2 167H3V166H2ZM2 167H1V168H2ZM13 167H14V166H13ZM41 167H42V166H41ZM46 167H47V169H48V166H46ZM65 167H66V166H65ZM90 167H91V166H90ZM93 167H94V166H93ZM118 167H119V166H118ZM122 167H123V166H121V171H122ZM173 167H174V166H173ZM236 167H237V166H236ZM250 167H251V166H250ZM36 168H37V167H36ZM52 168H56V167H52ZM88 168H89V167H88ZM88 168H87V169H88ZM123 168H125V167H123ZM142 168H143V167H142ZM153 168H157V167H153ZM170 168H171V167H170ZM3 169H4V168H3ZM6 169H7V168H5V170H6ZM13 169H14V168H13ZM39 169H40V168H39ZM101 169H102V168H100V170H101ZM104 169H105V168H104ZM140 169H141V167H140ZM171 169H172V168H171ZM184 169H185V168H184ZM194 169L196 170V168H194ZM5 170H4V171H5ZM93 170H95V169H93ZM125 170H126V169H125ZM197 170H198V169H197ZM213 170H214V169H213ZM218 170H219V169H218ZM221 170H223V169H221ZM14 171H15V170H14ZM37 171H38V170H37ZM47 171H48V170H47ZM67 171H68V170H67ZM82 171H84V170H82ZM89 171H90V170H89ZM91 171H92V170H91ZM95 171H97V170H95ZM111 171H112V170H111ZM136 171H137V170H136ZM141 171H142V169H141ZM141 171H140V172H141ZM155 171H156V170H155ZM157 171H158V170H157ZM211 171H212V170H211ZM223 171H224V170H223ZM225 171H226V169H225ZM225 171H224V172H225ZM257 171H258V170H257ZM99 172H100V171H99ZM102 172H103V171H101V174H102ZM140 172H138V173L140 174ZM144 172H146V170H145ZM158 172H159V171H158ZM195 172H197V171H195ZM226 172H227V171H226ZM226 172H225V175H227ZM253 172H254V171H253ZM1 173H2V172H1ZM14 173L16 174V177H15V178H16V181H17V180L19 181V178H18V176H17V173H16V172H14ZM39 173H40V172H39ZM147 173H148V172H146V174H147ZM164 173H165V172H164ZM190 173H191V172H190ZM193 173H194V172H193ZM2 174H3V173H2ZM15 174H14V175H15ZM40 174H41V173H40ZM54 174H55V173H53V176H54ZM89 174H90V173H89ZM96 174H97V173H96ZM101 174L99 173V175H101ZM118 174H119V173H118ZM124 174H125V171H124ZM142 174H143V172H142ZM146 174L144 173V176H143V177H144V178H146V177L149 178V174H148V175H146ZM153 174H154V173H153ZM162 174H163V173H162ZM174 174H175V173H174ZM191 174H192V173H191ZM195 174H197V173H195ZM5 175H6V174H5ZM14 175H13V176H14ZM91 175H93V174L91 173ZM97 175H98V174H97ZM105 175H106V173H105ZM135 175H137V174H135ZM140 175H141V174H140ZM140 175H139V178L141 177ZM145 175H146V177H145ZM150 175L153 176V177L150 176L151 178H154V176H155V174L152 175V173H150ZM178 175H179V174H178ZM220 175H221V173H220ZM87 176H88V175H87ZM114 176H116V175L114 174ZM165 176H166V175H165ZM222 176H224V174H223ZM21 177H22V176H21ZM43 177H44V176H43ZM89 177L91 178L92 176H89ZM102 177H103V176H102ZM102 177L100 178V180H101V179H104L105 177H107V175H106L104 178H102ZM119 177H120V176H119ZM160 177H161V175H160ZM197 177H198V176H197ZM225 177H227V176H224L223 178H225ZM248 177H249V176H248ZM31 178H32V177H31ZM80 178H81V176H80ZM120 178H121V177H120ZM120 178H119V179H120ZM137 178H138V177H136L135 179H137ZM139 178H138V180H139ZM144 178H141V179L143 180ZM148 178H147V179H148ZM177 178H178V177H177ZM190 178H191V177H190ZM217 178L219 179V178H221V176H220V177L218 176ZM6 179H7V178H6ZM32 179H33V178H32ZM47 179H48V178H47ZM187 179H188V178H187ZM204 179H205V178H204ZM215 179H216V177H215ZM218 179H217V181H218ZM221 179H222V178H221ZM225 179H226V178H225ZM1 180H2V179H1ZM3 180H4V179H3ZM34 180H35V179H34ZM44 180L46 181V179H44ZM52 180H53V179H52ZM52 180L48 179L49 182H51ZM73 180H74V179H73ZM73 180H72V181H73ZM106 180H107V179H106ZM109 180H110V178H109ZM124 180H125V179H124ZM144 180H146V179H144ZM18 181H17V182H18ZM20 181H21V180H20ZM32 181H33V180H32ZM67 181H68V180H67ZM67 181H66V182H67ZM102 181H103V180H102ZM122 181H123V180H122ZM126 181H127V180H126ZM128 181H129V180H128ZM128 181H127V182H128ZM150 181H151V180H150ZM152 181H153V180H152ZM221 181H223V180H221ZM2 182H3V181H2ZM2 182H1V183H2ZM8 182H9V180H8ZM33 182H34V181H33ZM86 182H87V181H86ZM86 182H85V183H86ZM97 182H98V181H97ZM124 182H125V181H124ZM134 182H135V181H134ZM197 182H198V181H197ZM218 182H219V181H218ZM3 183H4V182H3ZM67 183L70 184V181H68ZM106 183H107V181L104 183V185H106ZM222 183H223V182H222ZM222 183H220V184H222ZM224 183H225V182H224ZM4 184H5V183H4ZM4 184H3V185H4ZM18 184H19V183H18ZM25 184H26V183H25ZM47 184H48V183H47ZM77 184H78V183H77ZM97 184H100V183L98 182ZM102 184H103V183H102ZM135 184L137 185V181L135 182ZM135 184H134V185H135ZM142 184H144V182H143ZM209 184H210V183H209ZM218 184H219V183H218ZM15 185H17V184L15 183ZM32 185H33V183H32ZM32 185H31V186H32ZM48 185H52V184H48ZM57 185H58V184H57ZM72 185H73V183L71 184V186H72ZM74 185H75V184H74ZM80 185H81V184H80ZM80 185H79V186H80ZM130 185H131V184H130ZM140 185H141V184H140ZM146 185H147V184H146ZM175 185H176V184H175ZM183 185H185V184H183ZM202 185H203V184H202ZM7 186L10 188L9 185H7ZM19 186H20V185H19ZM46 186H47V185H46ZM100 186H101V184H100ZM102 186H103V185H102ZM102 186H101V188H102ZM141 186L143 187L144 185H141ZM221 186H222V185H221ZM253 186H254V185H253ZM0 187H2V186H0ZM29 187H30V185H28V188H29ZM32 187H33V186H32ZM68 187H69V186H68ZM105 187H106V186H105ZM114 187H115V186H114ZM116 187H117V186H116ZM133 187H134V186H133ZM133 187H132V188H133ZM2 188H3V187H2ZM2 188H0V191H1V192H2V190H3ZM23 188H24V187H23ZM28 188H27V190H28ZM49 188H50V186H49ZM55 188H56V187H55ZM72 188H73V186H72ZM72 188H71V189H72ZM74 188H76V187H74ZM77 188H78V185H77ZM121 188H122V186H121ZM128 188H129V185H128ZM130 188H131V187H130ZM134 188H135V187H134ZM152 188H153V187H152ZM167 188H169V187H167ZM216 188H217V187H216ZM20 189H21V188H20ZM20 189H19V190H20ZM35 189H36V188H35ZM37 189H38V188H37ZM119 189H120V187H119ZM119 189H118V190H119ZM144 189H145V188H144ZM146 189H147V188H146ZM153 189H154V188H153ZM202 189H203V188H202ZM7 190H8V188H7ZM17 190H18V189H17ZM76 190H77V189H76ZM78 190H79V189H78ZM78 190H77V191H78ZM88 190H89V189H88ZM128 190H129V189H128ZM132 190H134V189H132ZM231 190H232V189H231ZM249 190H250V189H249ZM21 191H23V190H21ZM89 191H90V190H89ZM103 191H104V190H103ZM125 191L127 192V189H126ZM125 191H124V192H125ZM202 191H203V190H202ZM8 192H9V194H10V190H9ZM16 192H17V191H16ZM32 192H33V191L31 190V191H30V194H31ZM34 192H35V191H34ZM34 192H33V193H34ZM90 192L92 193V191H90ZM101 192H102V191H101ZM113 192H115V191H113ZM113 192H111V193H113ZM121 192H122V191H121ZM124 192H123V193H124ZM128 192H129V191H128ZM128 192H127L126 194H128ZM204 192H205V191H204ZM3 193H5V191H3ZM11 193H12V196H13V191H12V190H11ZM19 193H20V192H19ZM25 193H26V192H25ZM25 193H24V194H25ZM83 193H84V192H83ZM102 193H103V192H102ZM115 193H117V192H115ZM115 193H114V194H115ZM119 193H120V192L118 191V194H119ZM189 193H191V192H189ZM189 193H188V195H189ZM219 193H220V192H219ZM1 194H2V193H1ZM1 194H0V195H1ZM7 194H8V193H7ZM79 194H80V193H79ZM88 194H90V193H88ZM121 194H122V193H121ZM141 194H142V193H141ZM143 194H144V192H143ZM162 194H163V193H162ZM166 194H167V193H166ZM228 194H229V193H228ZM19 195H20V194H19ZM19 195H18V196H19ZM105 195H106V194H105ZM112 195H113V194H112ZM135 195H136V194H135ZM167 195H168V194H167ZM207 195H208V194H207ZM220 195H221V194H220ZM230 195H231V194H230ZM230 195H229V196H230ZM232 195H233V194H232ZM8 196H9V195H8ZM10 196H11V195H10ZM22 196H25V195L22 194ZM30 196H31V195H30ZM36 196H37V195H36ZM91 196H93V195H91ZM91 196H90V197H91ZM102 196H104V195H102ZM113 196H114V195H113ZM124 196H125V195H124ZM124 196H123V197H124ZM128 196H129V195H128ZM128 196H127V198H128ZM136 196H137V195H136ZM226 196H227V195H226ZM229 196H228V197H229ZM41 197H42V196H41ZM80 197H81V196H80ZM80 197H79V199H80ZM87 197H89V196H87ZM97 197H98V196H97ZM132 197H134V196H132ZM184 197H185V196H184ZM208 197H209V196H208ZM221 197H222V196H221ZM232 197H234V196H231L230 198H232ZM3 198H4V195H3ZM6 198L8 199V197H6ZM24 198L26 199V197H24ZM24 198L22 197V199H24ZM29 198H30V197H29ZM75 198H76V197H75ZM120 198H121V197H120ZM182 198H183V197H182ZM46 199H47V198H46ZM49 199H50V198H49ZM82 199H84V198H82ZM106 199H107V197H106ZM106 199H105V200H106ZM113 199H114V198H113ZM121 199H122V198H121ZM125 199H126V198H125ZM128 199H129V198H128ZM142 199H143V198H142ZM215 199H216V197H215ZM15 200H16V199H15ZM19 200H21V199H19ZM27 200H28V199H27ZM27 200H26V201H27ZM44 200H45V199H44ZM89 200H90V199H89ZM133 200H134V199H133ZM140 200H141V199H140ZM149 200H150V199H149ZM230 200H231V199H230ZM263 200H264V199H263ZM5 201H7V200H5ZM5 201H4V202H5ZM8 201H9V200H8ZM8 201H7V202H8ZM23 201H25V200H23ZM30 201H31V200H30ZM32 201H34V200H32ZM32 201H31V202H32ZM86 201H87V200H86ZM99 201H100V200H99ZM103 201H104V199H103ZM123 201H124V200H123ZM127 201H128V200H127ZM127 201L125 200V202H127ZM7 202H5L6 205H7ZM19 202H20V201H19ZM49 202H50V200H49ZM49 202H48V203H49ZM78 202H79V201H78ZM80 202H81V201H80ZM82 202H83V201H82ZM84 202H85V200H84ZM107 202H109V201H107ZM139 202H140V201H139ZM195 202H196V201H195ZM243 202H244V200H243ZM260 202H261V201H260ZM32 203H33V202H32ZM90 203L93 204L92 202H90ZM112 203H114V202H112ZM116 203H117V202H116ZM137 203H138V202H137ZM137 203H135V204H137ZM140 203H141V202H140ZM210 203H211V202H210ZM230 203H231V202H230ZM19 204H21V202H20ZM81 204H82V203H81ZM120 204H121V203H120ZM133 204H134V203H132V205H133ZM222 204H224V203H222ZM13 205H14V207H15V203L12 204V207H13ZM22 205H24V207H25V204H22ZM27 205H28V202H27L26 206H27ZM33 205H34V204H33ZM46 205H47V204H46ZM82 205H83V204H82ZM95 205H96V203L93 205V206H94L93 208H95ZM99 205H100V204L98 203V206H99ZM104 205H105V207H106V204H105V203H104ZM116 205H117V204H116ZM140 205H141V204H140ZM151 205H152V204H151ZM164 205H165V204H164ZM180 205H181V203H180ZM202 205H203V204H202ZM204 205H205V204H204ZM204 205H203V206H204ZM207 205H208V204H207ZM260 205H261V204H260ZM260 205H259V206H260ZM47 206H48V205H47ZM49 206H50V205H49ZM53 206H54V205H53ZM66 206H67V205H66ZM86 206L88 207L89 204L86 205ZM86 206L83 205V207H86ZM96 206H97V205H96ZM98 206H97V207H98ZM107 206H108V205H107ZM117 206H118V205H117ZM119 206H120V205H119ZM121 206H123V202H122V205H121ZM124 206H125V205H124ZM133 206H135V205H133ZM137 206H138V204H137ZM171 206H172V205H171ZM181 206H182V205H181ZM213 206H214V205H213ZM216 206H217V205H216ZM216 206H215V207H216ZM228 206H229V205H228ZM253 206H254V205H253ZM16 207H17V206H16ZM18 207H19V206H18ZM21 207H22V208H21ZM21 207H19V208H20L19 210H21V209L23 210V206H21ZM83 207H81V208H83ZM99 207H100V206H99ZM99 207H98V208H99ZM176 207H177V206H176ZM209 207H210V206H209ZM44 208H45V207H44ZM65 208H67V207H65ZM69 208H70V207H69ZM98 208H96L97 211H99ZM101 208H102V207H101ZM106 208H107V207H106ZM114 208H116V207L114 206ZM117 208H118V207H117ZM117 208H116V210H117ZM126 208H127V205H126ZM126 208H125V209H126ZM144 208H145V206H144ZM191 208H192V207H191ZM219 208L221 209V207H219ZM245 208H246V207H245ZM16 209H17V208H16ZM34 209H35V208H34ZM40 209H41V208H40ZM99 209H100V208H99ZM125 209H124L123 212L126 211ZM137 209H138V208H137ZM182 209H184V208H182ZM187 209H188V208H187ZM222 209H223V207H222ZM0 210H1V209H0ZM24 210H25V209H24ZM28 210H29V209H28ZM32 210H33V209H32ZM72 210H73V209H72ZM80 210H81V209H80ZM106 210H107V209H106ZM142 210H143V209H142ZM151 210H152V209H151ZM188 210H189V209H188ZM211 210H212V209H211ZM216 210L219 211V212L221 213L224 209H223L222 211H220V210H218V207H217ZM3 211H4V212H7L6 209L3 210ZM16 211H17V210H16ZM26 211H27V210H26ZM41 211H42V210H41ZM101 211H102V210H101ZM101 211H99V212H101ZM104 211H105V210H104ZM118 211H119V210H118ZM121 211H122V209H121ZM127 211H128V209H127ZM127 211H126V213H127ZM138 211H139V210H138ZM157 211H158V210H157ZM176 211H178V209H177ZM179 211H181V210H179ZM189 211H190V210H189ZM198 211H199V210H198ZM206 211H207V210H206ZM242 211H243V210H242ZM248 211H250V210H248ZM259 211H260V210H259ZM4 212H3V213H4ZM11 212H12V211H11ZM14 212H15V210H14ZM20 212H21V211H19L18 214H20ZM30 212L33 213V211H30ZM48 212H49V211H48ZM64 212H65V211H64ZM114 212H115V211H114ZM158 212H159V211H158ZM184 212H185V211H184ZM207 212H208V211H207ZM9 213H10V212H9ZM23 213H24V212H23ZM46 213H47V212H46ZM103 213H104V212H103ZM115 213H116V212H115ZM118 213H119V212H118ZM168 213H169V212H168ZM176 213H177V212H176ZM220 213H218V214H220ZM250 213H251V212H250ZM252 213H253V212H252ZM13 214H14V213H13ZM15 214H17V213L15 212ZM33 214H34V213H33ZM49 214L51 215L50 212H49ZM98 214H99V213H98ZM146 214H147V213H146ZM146 214H145V217H144V218H145V220L148 222L149 220H147V219H149V217L151 218V216H149V217L146 219V216H147ZM161 214L163 215V212H162V211H161ZM161 214H160V213H157V212H156V214L154 213V215H159V216H160ZM184 214H185V213H184ZM186 214H187V213H186ZM207 214H208V213H207ZM209 214H210V213H209ZM218 214H216V215H218ZM244 214H245V213H244ZM8 215H10V214H8ZM21 215H22V214H21ZM25 215H26V214H24V217H25ZM34 215H35V214H34ZM43 215H44V214H43ZM103 215H104V214H103ZM120 215L122 216L123 214L121 213ZM142 215H144V214H142ZM152 215H153V214H152ZM154 215H153V217H155ZM240 215H241V214H240ZM10 216H11V215H10ZM26 216H29V215L27 214ZM41 216H42V215H41ZM51 216H52V215H51ZM53 216H54V215H53ZM64 216H65V214H64ZM66 216H67V215H66ZM73 216H74V214H73ZM73 216H72V217H73ZM118 216H119V215H118ZM125 216H126V215H125ZM140 216H141V215H140ZM168 216H169V215H168ZM221 216H222V215H221ZM3 217H4V216H3ZM13 217H14V216H13ZM19 217H20V216H19ZM19 217H17V218L20 219ZM22 217H23V216H22ZM100 217H103V216L100 215ZM116 217H117V216H116ZM126 217H127V216H126ZM126 217H125V218H126ZM160 217H161V216H160ZM169 217H170V216H169ZM212 217H213V216H212ZM215 217H217V216H215ZM218 217H219V216H218ZM224 217H225V216H224ZM0 218H1V217H0ZM11 218H12V216H11ZM29 218H30V217H29ZM29 218H28V219H29ZM33 218H34V217H33ZM52 218H54V217H52ZM65 218H66V217H65ZM121 218H122V217H121ZM123 218H124V217H123ZM123 218H122V219H123ZM125 218H124V219H125ZM157 218H159V217L156 216L155 219H157ZM199 218H200V217H199ZM205 218L207 219V218H209V217H205ZM205 218L202 219V222H204V221L206 222ZM238 218H239V217H238ZM9 219H10V218H9ZM15 219H16V217H15ZM15 219H14V220H15ZM24 219H25V218H23V220H21V221H24ZM54 219H55V218H54ZM58 219H59V217H58ZM92 219H93V218H92ZM112 219H113V218H112ZM118 219H119V218H118ZM126 219H127V218H126ZM128 219H129V218H128ZM159 219H160V218H159ZM159 219L156 220V221H159ZM210 219H211V218H210ZM212 219H214V218H212ZM222 219H223V218H222ZM43 220H44V219H43ZM45 220H46V219H45ZM62 220H63V219L61 218V221H62ZM66 220H67V219H66ZM90 220H91V219H90ZM90 220H89L88 222H90ZM98 220H100V219L98 218ZM161 220H162V218L160 219V222H161ZM164 220H165V215H164ZM166 220H167V219H166ZM166 220H165V221H166ZM184 220H185V219H184ZM203 220H204V221H203ZM5 221H6V223H7L8 218H7V220L5 219ZM11 221H13V220L11 219ZM21 221H20V223H21ZM50 221H51V220H50ZM50 221H49L50 224L48 223V225H51V224L54 225V222L51 223L52 221H51V222H50ZM54 221H55V220H54ZM75 221H76V218H75ZM101 221H102V219H101ZM115 221H117V220H115ZM118 221H119V220H118ZM125 221H126V220H125ZM138 221H139V220H138ZM140 221H142V220H140ZM151 221H152V220H151ZM165 221H164L163 223H165ZM199 221H201V220H199ZM217 221H218V220H217ZM236 221H237V220H236ZM236 221H235V222H236ZM0 222H1V221H0ZM2 222H3V221H2ZM13 222H14V221H13ZM13 222H12V223L9 222L10 224L7 223V224H8V227H10V226H12V227L16 226L15 224H16L17 222H16L15 224H13ZM24 222H25V221H24ZM29 222H30V219L28 220V222H26V224L29 223ZM55 222H56V221H55ZM68 222H70V223H69V225H70V224H71V221H68ZM112 222H114V221H112ZM123 222H124V221H123ZM205 222H204V223H205ZM235 222H234V223H235ZM237 222H239V221H237ZM254 222H255V221H254ZM22 223H23V222H22ZM45 223H46V222H45ZM66 223H67V222H66ZM100 223H102V222L99 221V223H96V225H97V224L99 225ZM116 223H117V222H116ZM141 223H142V222H141ZM141 223H140V224H141ZM163 223H162V224H163ZM167 223H168V222H167ZM178 223H179V222H178ZM199 223H201V222H199ZM204 223H203V226H204ZM206 223H207V222H206ZM234 223H233V224H234ZM244 223H245V222H244ZM7 224H5V226H7ZM11 224H13L14 226L11 225ZM30 224H31V223H29V226H30ZM56 224H57V222H56ZM117 224L119 225L120 222H118ZM143 224H144V223H143ZM159 224H160V223L158 222V225H159ZM188 224H189V223H188ZM207 224H208V223H207ZM212 224H213V222H212ZM238 224H240V223H236V225H238ZM1 225H2V223L0 224V226H1ZM17 225H18V224H17ZM19 225H20V224H19ZM23 225H24V224H23ZM23 225H22V226H23ZM36 225H37V224H36ZM46 225H47V223H46ZM61 225H63V223H61ZM101 225H102V224H101ZM125 225H126V224H125ZM132 225H133V224H132ZM137 225H138V224H137ZM152 225H153V224H152ZM155 225H157V224L155 223L154 226H155ZM158 225H157V227H159ZM24 226H25V225H24ZM91 226H94V227H95V225H91ZM99 226H100V225H99ZM99 226H98V227H99ZM105 226H106V225H105ZM105 226H104V227H105ZM121 226H122V224L120 225V227H121ZM129 226H130V225H129ZM138 226H139V225H138ZM141 226H142V224H141ZM150 226H151V225H150ZM189 226H190V225H189ZM201 226H202V225H201ZM201 226H200V229L204 230L203 228H205L206 225H205L204 227L202 226V228H201ZM40 227H41V226H40ZM50 227H51V226H50ZM53 227H55V225H54ZM68 227L70 228L71 225L68 226ZM87 227H88V226H87ZM96 227H97V226H96ZM96 227H95V228H96ZM100 227H102V226H100ZM115 227L117 228V226H115ZM122 227H123V226H122ZM127 227H128V225H127ZM148 227H149V225H148ZM148 227H147V228H148ZM155 227H156V226H155ZM223 227H224V226H223ZM228 227H229V226H228ZM18 228L21 229L20 227H18ZM26 228H27V226H26ZM33 228H35V226H34ZM47 228H48V227H47ZM57 228H58V227H57ZM57 228H56V229H57ZM60 228H62V227H60ZM95 228H94V230L92 229V231H95ZM124 228H125V227H124ZM131 228H132V227H131ZM195 228H196V227H195ZM260 228H261V227H260ZM7 229H8V228H7ZM13 229H14V228H13ZM29 229H30V228H29ZM37 229H38V228H37ZM42 229H43V228H42ZM51 229H52V228H51ZM73 229H74V228H73ZM90 229H91V228H90ZM90 229H89V230H90ZM102 229H103V228H102ZM102 229H101V230H102ZM152 229H153V228H152ZM198 229H199V227H198ZM205 229H206V228H205ZM211 229H212V228H210V230H211ZM215 229H216V228H215ZM221 229H222V228H221ZM2 230H3V229H2ZM5 230H6V228L4 229V232H5ZM14 230H15V229H14ZM17 230H18V229H17ZM17 230H15V233H17ZM22 230L25 231V229H22ZM22 230H21V231H22ZM30 230L32 231V229H30ZM35 230H36V229H35ZM60 230H62L61 232H64V233L66 232V230L63 231V229H60ZM69 230H70V229H69ZM97 230H98V229H97ZM103 230H104V229H103ZM103 230H102L101 232H103ZM119 230H120V229H119ZM119 230L117 229V231H119ZM122 230H124V229H122ZM131 230H132V229H131ZM163 230H164V229H163ZM180 230H181V229H180ZM191 230H192V229H191ZM202 230H200V231H202ZM208 230H209V228H208L206 231H208ZM245 230H246V229H245ZM261 230H262V229H261ZM12 231H13V230H11V234H12V236H13ZM28 231H29V230H28ZM31 231H30V233L33 232V231H32V232H31ZM50 231H51V230H50ZM113 231H114V230H113ZM153 231H154V230H153ZM153 231H152V232H153ZM172 231H173V229H172ZM211 231H212V230H211ZM0 232L2 233V231H0ZM4 232H3V233H4ZM56 232H57V231H56ZM78 232H79V231H78ZM88 232H91V230L88 231ZM101 232H99V234H100ZM104 232H105V231H104ZM178 232H179V231H178ZM189 232H190V231H189ZM189 232H188V233H189ZM212 232H214V231H212ZM241 232H242V231H241ZM261 232H262V231H261ZM5 233H6V232H5ZM24 233H25V232H24ZM26 233H28V232H26ZM41 233H42V230H41ZM91 233H92V232H91ZM116 233H118V232H116ZM116 233H113V234H116ZM124 233H126V232H124ZM228 233H229V232H228ZM234 233H236V231H234ZM6 234H7V233H6ZM9 234H10V233H9ZM21 234H23V233L21 232ZM83 234H84V233H83ZM87 234H88V233H87ZM194 234H196V233H194ZM207 234H208V232H207V233L205 232L204 236L207 235ZM213 234H214V233H213ZM261 234H262V233H261ZM24 235H25V234H24ZM26 235H27V234H26ZM26 235H25V236H26ZM41 235H43V234H41ZM85 235H86V234H85ZM103 235H104V234H103ZM116 235H117V234H116ZM116 235H115V236H116ZM122 235H124V234H122ZM171 235H172V234H171ZM198 235H199V234H198ZM198 235H197V236H198ZM201 235H202V234L200 233L199 236H201ZM209 235H211V234H209ZM21 236H22V235H21ZM21 236H20V238H21ZM29 236H30V235H29ZM36 236L38 237V235H36ZM66 236H67V235H66ZM91 236L93 237V235H91ZM91 236H90V237H91ZM100 236H101V235H99V237H100ZM115 236H114V237H115ZM195 236H196V235H195ZM204 236H203V237H204ZM225 236H226V235H225ZM248 236H249V235H248ZM258 236H259V235H258ZM262 236L264 237V234H263ZM27 237H28V236H27ZM32 237H33V235H32ZM54 237H55V236H54ZM68 237H69V236H67V239H68ZM76 237H77V236H76ZM102 237H103V236H102ZM110 237H111V236H110ZM124 237H125V235H124ZM135 237H136V235H135ZM151 237H152V236H151ZM193 237H194V236H193ZM201 237H202V236H201ZM207 237H208V236H207ZM253 237H254V236H253ZM253 237H252V238H253ZM263 237H262V238H263ZM23 238H24V236H23ZM39 238H40V237H39ZM39 238H38V239H39ZM64 238H65V237H64ZM94 238H95V237H94ZM103 238H104V237H103ZM103 238H101V239H102V242H101V243H103L104 245H107L106 243L103 242ZM106 238H107V236L105 237V239H106ZM118 238H119V235H118ZM165 238H166V237H165ZM195 238H196V237H195ZM198 238H199V237H198ZM205 238H206V237H205ZM248 238H250V237H248ZM248 238L246 239L247 241L249 240ZM254 238H255V237H254ZM259 238H260V237H259ZM0 239H1V238H0ZM21 239H22V238H21ZM24 239H25V238H24ZM24 239H22V240H24ZM34 239H35V238H34ZM41 239H42V238H41ZM50 239H51V238H50ZM79 239H80V238H79ZM95 239H97V237H96ZM122 239H123V238H122ZM142 239H143V238H142ZM183 239H184V238H183ZM189 239H190V238H189ZM1 240H2V239H1ZM25 240H29V238H28V239H25ZM43 240H44V239H43ZM58 240H59V239H58ZM69 240H70V239H69ZM72 240H73L72 238H71V241H68V240H67V241H68L67 243L71 242V244H73V243H72ZM112 240H113V239H112ZM119 240H121V238H120ZM155 240H156V239H155ZM157 240H158V239H157ZM190 240H191V239H190ZM246 240H245V242H246ZM252 240H253V239H251V241H252ZM263 240H264V238H263ZM263 240H262V241H263ZM78 241H79V240H78ZM78 241H77V242H78ZM81 241H82V239H81ZM96 241H97V240H96ZM98 241H99V240H98ZM100 241H101V240H100ZM100 241H99V242H100ZM121 241H122V240H121ZM121 241H120V242H121ZM125 241H126V240H125ZM125 241H124V242H125ZM181 241H182V239H181ZM181 241H180V242H181ZM186 241H187V240H186ZM198 241H201V238H199ZM202 241H203V240H202ZM13 242H15V241H13ZM13 242H12V243H13ZM29 242H30V241H29ZM39 242H40V240H39ZM51 242H52V240H51ZM77 242H76V244H77ZM105 242H106V241H105ZM151 242H152V241H151ZM158 242H159V241H158ZM190 242H191V241H190ZM6 243H7V242H6ZM19 243H20V242H19ZM37 243H38V241H36L35 245H36ZM41 243H42V241H41ZM41 243H40L39 245H41ZM56 243H57V242H56ZM101 243H100V244H101ZM107 243H108V241H107ZM111 243H113V242H111ZM118 243H119V241H118ZM122 243H123V241H122ZM144 243H145V242H144ZM159 243H160V242H159ZM200 243H201V242H200ZM254 243H255V242H254ZM256 243H257V241H256ZM258 243H260V242L258 241ZM1 244H2V246H3L4 242L2 241ZM1 244H0V245H1ZM8 244H9V242H8ZM31 244L34 246L33 241H32ZM31 244L29 245V247L32 246ZM54 244H55V243H54ZM54 244H53V245H54ZM59 244H60V243H59ZM71 244H70V245H71ZM74 244H75V243H74ZM103 244H101V245H103ZM116 244H117V243H116ZM119 244H121V243H119ZM119 244H117V246H118ZM124 244H126V242H125ZM129 244H130V243H129ZM135 244H136V243H135ZM181 244H182V243H181ZM190 244H191V243H190ZM193 244H194V243H193ZM198 244H199V243H197V245H198ZM10 245H11V244H10ZM13 245H14V244H13ZM13 245H12V246H13ZM15 245H17V244H15ZM18 245H19V244H18ZM23 245H24V244H23ZM108 245H109V243H108ZM110 245H111V244H110ZM110 245H109V246H110ZM132 245H133V244H132ZM176 245H177V244H176ZM194 245H195V244H194ZM197 245H196V246H197ZM201 245H202V244H201ZM217 245H218V244H217ZM250 245L252 246V243H251ZM2 246H0V247H2ZM4 246H5V244H4ZM6 246H7V245H6ZM58 246H59V245H58ZM58 246H57V248H58ZM63 246H64V245H63ZM74 246H76V245H74ZM74 246H73V247H74ZM120 246L122 247V244H121ZM126 246H127V245H126ZM190 246H191V245H190ZM246 246H247V245H246ZM255 246H256V245H255ZM10 247H11V246H10ZM10 247H7V249H6V250H7V253L12 252V251L8 252V248H10ZM18 247H19V246H18ZM27 247H28V245H27ZM36 247H37V246H36ZM42 247H43V246H42ZM42 247H41V248H42ZM53 247H54V246H53ZM114 247H115V246H112V248H114ZM121 247H120L119 249H121ZM124 247H125V246H124ZM128 247H130V246H128ZM184 247H185V246H184ZM192 247H193V245H192ZM192 247H191V248H192ZM249 247H250V246H249ZM253 247H254V246H253ZM253 247H251V248H253ZM5 248H6V247H3V250H4ZM32 248H33V247H32ZM32 248H30L31 251H33ZM41 248H39V250L43 252V251L45 250V247H43L44 250H42ZM46 248H47V247H46ZM57 248H56V249H57ZM59 248H60V247H59ZM59 248H58V249H59ZM64 248H65V247H64ZM104 248H105V247H104ZM132 248H134V247L132 246ZM136 248H137V247H136ZM139 248H140V247H139ZM146 248H147V247H146ZM158 248H159V247H158ZM251 248H250V249H251ZM256 248H257V246H256ZM15 249H16V248H15ZM24 249H25V248H24ZM28 249H29V248H28ZM28 249H27V250H28ZM34 249H35V250H36V249L38 250V247H37V248H34ZM56 249H55V250H56ZM58 249H57V253L59 252ZM108 249H109V248H108ZM119 249H117V250H119ZM148 249H149V247H148ZM148 249H147V251H148ZM188 249H189V248H188ZM194 249H195V248H194ZM207 249H208V248H207ZM3 250H2V251H3ZM6 250H4V253L6 252ZM9 250H11V249H9ZM20 250H21V249H20ZM55 250H54V251H55ZM63 250H64V249H63ZM80 250H81V248H80ZM102 250H103V249H102ZM129 250H130V253H131V249H129ZM129 250H128V251H129ZM133 250H137V249L134 248ZM184 250H185V249H184ZM202 250H203V249H202ZM244 250H246V249H244ZM254 250H255V249H253V251H254ZM23 251H24V250H23ZM23 251H22V252H23ZM28 251H29V250H28ZM28 251H26V253H27ZM31 251H30V252H31ZM40 251H38V252H40ZM45 251H47V250H45ZM106 251L108 252V250H106ZM189 251H190V250H189ZM250 251H252V250H250ZM255 251H257V250H255ZM255 251H254V252H255ZM15 252H16V251H15ZM42 252H41V253H42ZM50 252H51V251H50ZM50 252L47 251L48 254H49ZM84 252H85V250H84ZM86 252H87V251H86ZM86 252H85V253H86ZM113 252H115V251H113ZM117 252H118V251H117ZM120 252H121V251H120ZM134 252H135V251H134ZM171 252H172V251H171ZM171 252H170V253H171ZM173 252H175V251H173ZM20 253H21V252H20ZM26 253H25V254H26ZM41 253H40L39 255H43V253H42V254H41ZM45 253H46V252H45ZM45 253H44V254H45ZM52 253H53V251H52ZM55 253H56V251L54 252V254H55ZM57 253H56V254H57ZM59 253H60V252H59ZM65 253H67V252H65ZM77 253H78V252H77ZM87 253H88V252H87ZM105 253H106V252H105ZM115 253H116V252H115ZM213 253H214V252H213ZM239 253H240V252H239ZM247 253H248V251H247ZM247 253L245 252L246 255H248ZM251 253H253V252H251ZM13 254H14V253L11 254V257L14 256ZM34 254H35V253H34ZM48 254H47V255H48ZM50 254H51V253H50ZM50 254H49V255H50ZM54 254H52V255H54ZM103 254H104V253H103ZM111 254H112V255H115V254H113V253H111ZM111 254L109 255V257L112 256ZM118 254H120V253L118 252L117 255H118ZM179 254H180V253H179ZM179 254H177V255L179 256ZM188 254H189V253H188ZM188 254H187V255H188ZM191 254H192V253H191ZM193 254H195V253H193ZM245 254H244V255H245ZM249 254H250V253H249ZM0 255H1V253H0ZM16 255H18V254L16 253ZM16 255H15V256H16ZM22 255H23V254H22ZM36 255H38V253H36ZM47 255H46V256H47ZM60 255H61V254H60ZM60 255H59V256H60ZM81 255H82V254H81ZM105 255H106V254H105ZM187 255H186V256H187ZM189 255H190V254H189ZM223 255H224V254H223ZM240 255H241V254H240ZM242 255H243V254H242ZM1 256H2V255H1ZM4 256H5V255H4ZM4 256H3V257H4ZM9 256H10V254H9ZM26 256L28 257L27 254H26ZM29 256L31 257V254H30ZM44 256H45V255H44ZM46 256H45V257H46ZM87 256H88V254H87ZM115 256H116V255H115ZM130 256H131V255H130ZM184 256H185V255H184ZM196 256H198V255H196ZM196 256H195V257H196ZM236 256H237V255H236ZM263 256H264V255H263ZM263 256H262V257H263ZM33 257H34V256H33ZM33 257H31V258H33ZM61 257H63V256L61 255ZM78 257H79V256H78ZM116 257H117V256H116ZM128 257H129V256H128ZM182 257H183V256H182ZM227 257L230 259L231 256L229 257V256L227 255ZM6 258H7V257H6ZM6 258H3V259H6ZM9 258H10V257H9ZM22 258H23V257H21V258L19 259V261H20ZM36 258H37V257H36ZM36 258H35V260H37ZM39 258H40V257H39ZM42 258H43V257H42ZM42 258H40V260H42ZM52 258L54 259L53 256H52ZM55 258H56V255H55ZM82 258H84V257H82ZM107 258H108V255H107ZM107 258H106V259H107ZM113 258H114V256L112 257V259H113ZM180 258H181V256H180ZM228 258H227V259H228ZM237 258H238V256H237ZM242 258H243V257H242ZM258 258H259V257H258ZM3 259H2V261H5V260H3ZM12 259H13V258H12ZM17 259H18V258H17ZM23 259H24V258H23ZM23 259H22V261H23ZM44 259H46V258H44ZM60 259H61V258H60ZM70 259H71V258H70ZM85 259H86V258H85ZM129 259H130V258H129ZM190 259H192V258L190 257ZM227 259H226V260H227ZM229 259H228V260H229ZM262 259H263V258H261V260H262ZM46 260H47V259H46ZM109 260H110V258H109ZM122 260H123V259H122ZM127 260H128V259H127ZM195 260H196V258H195ZM216 260H217V259H216ZM216 260H214V262H216ZM222 260H223V259H222ZM226 260H225V261H226ZM232 260L234 261V259H232ZM14 261H15V260H14ZM19 261H18V262H19ZM30 261H31V260H30ZM88 261H89V260H88ZM115 261H116V260H115ZM132 261L135 262V260H132ZM140 261H141V260H140ZM262 261H263V260H262ZM18 262H17V263H18ZM23 262H24V261H23ZM23 262H22V263H23ZM32 262H33V261H32ZM36 262H38V260H37ZM40 262L42 263V261H40ZM49 262H50V260H49ZM53 262H54V261H53ZM55 262H56V261H55ZM63 262H64V261H63ZM110 262L112 263V261H110ZM122 262H124V261H121V264H123ZM126 262H127V261H126ZM126 262H125V264H126ZM150 262H151V261H150ZM220 262H221V261H220ZM230 262H231V260H230ZM230 262H229V263H230ZM244 262H245V261H244ZM252 262H253V261H252ZM259 262H260V260L257 261L256 263H259ZM7 263H8V262H7ZM13 263H14V262H13ZM19 263H20V262H19ZM27 263H29V261H28ZM38 263H39V262H38ZM41 263H40V264H41ZM46 263H47V262H45V264H46ZM50 263L52 264V262H50ZM59 263H61V262H59ZM64 263H65V262H64ZM64 263H63V264H64ZM87 263H89V262H87ZM111 263H108V264H111ZM113 263H114V262H113ZM115 263H116V262H115ZM115 263H114V264H115ZM128 263H130V262L128 261L127 264H128ZM232 263H233V262H232ZM11 264H12V262H11ZM23 264H25V263H23ZM30 264H31V263H30ZM34 264H36V263L34 262ZM42 264H43V263H42ZM61 264H62V263H61ZM68 264H69V261H68ZM105 264H106V263H105ZM215 264H216V263H215ZM227 264H228V263H227Z\"/></svg>",
    "mask_w": 264,
    "mask_h": 264
},
{
    "label": "snow or ice",
    "instance_id": "3",
    "mask_svg": "<svg viewBox=\"0 0 264 264\" xmlns=\"http://www.w3.org/2000/svg\"><path fill=\"white\" fill-rule=\"evenodd\" d=\"M124 3H126V0H118L116 10L118 11V10H119V7H120L122 4H124Z\"/></svg>",
    "mask_w": 264,
    "mask_h": 264
}]
</instances>
